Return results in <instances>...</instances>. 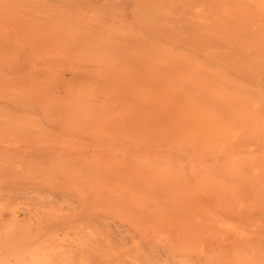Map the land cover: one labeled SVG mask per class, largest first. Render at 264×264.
I'll return each mask as SVG.
<instances>
[{
	"label": "rangeland",
	"instance_id": "1",
	"mask_svg": "<svg viewBox=\"0 0 264 264\" xmlns=\"http://www.w3.org/2000/svg\"><path fill=\"white\" fill-rule=\"evenodd\" d=\"M82 1H84V3ZM82 1H80V0H65V2H64V0H40V1L39 0L38 1L37 0H35V1L34 0H26V2H25V0H7V2L6 1L3 2V0H0V2H1L0 3V68L1 67L4 68L2 70L0 69V90H1L0 105H1V103L3 105V106L2 105L0 106V122H1L0 123V132H1L0 133V264H36V263L40 264V262L42 264V260L40 259V257H38L37 254H39L40 251H43V253H45L44 250L45 251L47 250V253L49 254V255L48 254L45 255L48 257V260H49L48 263L49 264H129V263H127L129 261H130V264H156L155 262H157V264H160V263L161 264H166V263L167 264H172V263L173 264H181V263H183V264H187V263L188 264H204V262H205V264H206L207 262L204 261L205 259L203 260V258H205V257H206L207 261L209 260L208 264H211V263L212 264H238V263L240 264V260H241V264L244 261L247 262L248 264H251V262H253L252 260H254V261L256 260V263L264 264V254H262V253H264V224H262V223H264V221H262V219H261L262 217H264V205H262V204H264V203H262V202H264V190H262V188H264V177H240V176L239 177L236 176L237 178L236 177H227V175H225L224 169H221L219 167L220 165H222V167L225 168V170H226V166L229 163L228 160H230L228 157V155H229L228 153L230 152L229 151L231 148L230 143H231L232 139H234L239 144H244L242 146L246 147L247 149H254L255 148L256 151H259L261 149L264 150V142H262V140H264V131H261V128H257L256 122L255 123H251V122L247 123L250 120L246 122L247 119H249L252 116H255V115H252V114H254V112L250 111V110L254 111V105L258 104L255 101H259L258 97L256 96L257 97V99H256V97L254 96L255 93L257 95L258 91H260V90L264 91V85L260 86V84H264V79H261V78H264V76H262V75H264V70H262L264 68H261V67H260L261 69L259 68L260 65L264 64V58H262V60L260 58V57H264V34H262V32H264V30H261L258 27V24H257L258 22L256 23L255 20L254 21L252 20L253 18H255L258 21V18H259L258 15H249V19L251 17L252 21L247 18L248 15H246L247 16L246 18H244L245 15L244 16L242 15L243 17L240 16V17H242L241 19L244 18L246 21H248L247 26L245 27L247 30L244 28H240V30L242 29L241 31H239V29L237 30L238 25H236V23L234 21L236 19H234V20L232 19V18H236V15H231L232 18L231 17L229 18V16L226 15V19L228 16L229 20L231 21V19H232V21H234L235 26H236V27L232 26L233 28L230 27V30H229V27L226 24V23L229 24V22H226L225 25L228 27V30L230 32L232 30L233 34L237 31L238 34L237 33H235V34L238 36L241 32L240 37H238V39H240V40H238L237 38L235 39L231 35L232 33L231 34L226 33V35H225L223 33L224 29L221 30L222 31L221 32L220 31L221 27L219 29V31H220L219 32L218 30H216V28L219 25L216 24L215 22L211 23V18H212V20H213V18L215 19L216 15L219 16L218 18H220V21H218L219 23L220 22L223 23L226 20L225 17H223V15H222L223 10L221 9V7H219L221 3H219L218 0H204L206 2H204L203 0H199L200 1L199 3L203 4L202 6H204L203 8H199V9L201 10V9H204L205 7H206V9L208 8L209 11H207V13L210 12V14H211L210 15L208 13L209 16L204 15V14L201 15L200 13H198L200 10L198 9V12H197L196 6H195V8H196V12L198 14L196 12L195 13L193 12V10H195V8H193V7L191 8V5L192 4L195 5L196 2H198V0L197 1H195V0H191V1L190 0H188V1L187 0H182V1L179 0V3L181 1L182 3H180V4H182V5H180L178 2H175V0H171V1H169V0H162L161 1L160 0V2H161L160 5H159V3H157L158 0H118V1L117 0L116 1L115 0H110V1L109 0H82ZM176 1H178V0H176ZM80 2H82L84 5ZM87 2L89 3L88 5L86 4ZM145 2L150 3V5L153 4V5H151L153 7V9L157 8L158 10H161L162 12L164 11L163 12L164 15L163 14L160 15L159 12H161V11H159L158 13L152 12V15H150L151 12H149V13L144 12L145 14L142 11L140 12L139 8L141 6H142V8L145 7L143 10L146 9V11H148V10L153 11V9H151L152 7L150 5H148V3L146 4ZM171 2L174 3V4H172L173 8L176 7V5H178V4H179V6H177V8L173 9L170 5ZM18 3H19V5H18ZM199 3H198V5H200ZM31 4H33V6H31ZM145 4H146V6L147 5L148 6L146 7ZM161 4H163L164 6ZM204 4H206V5H204ZM9 5H11V6H9ZM22 5H23V8H22ZM134 5H135V7H134ZM173 5H175V6H173ZM161 6L164 8H162ZM187 6L189 8H187ZM211 6H213V7H211ZM215 6H218V8ZM100 7H102V8H100ZM136 7H138V9ZM157 9H156V11H157ZM166 9H168V10H166ZM187 9H189L190 11ZM169 10H171V11L175 10L172 12L173 15H171V13H167V12H170ZM74 11H76V12H74ZM84 11H86V13ZM180 11H181V13H180ZM182 11H183V14H182ZM71 12H72V14H71ZM93 12H94V14H93ZM203 12L206 13L205 11H203ZM241 12H242V10H241ZM62 13H63V15H62ZM74 13L77 15H75ZM84 13H85V15H84ZM178 13H180V14H178ZM213 13H214V17H212ZM15 14H17V15H15ZM117 14H118V16H117ZM156 14H157V16L158 15L161 16V17L159 16L161 18V20L159 17L157 20ZM66 15H68V16H66ZM153 15H155V16H153ZM111 16H112V19H110ZM259 16L262 17V15H259ZM154 17H155L156 22L154 21ZM237 17H238V15H237ZM240 17H238L236 20V21H238V23H239L238 19H240ZM139 18L142 19L143 21H141ZM64 19L67 20V21H65L66 23L64 22ZM138 19H139V21H138ZM170 19H172V20H170ZM223 19H224V21H223ZM81 20L83 23V25H82L83 28L79 27L82 24ZM167 20H169V21L167 22ZM217 20H219V19H217ZM26 21H28V23ZM159 21H162V24H160L161 22L159 23ZM226 21H228V20H226ZM243 21L244 20H241L240 25H242ZM246 21H244V22L246 23ZM174 22H176L177 24H175ZM204 22H208V23L204 24ZM249 22L252 23V26H250ZM254 22H255V24H254L255 26L253 25ZM140 23H142V25ZM165 23H167V24L165 25ZM179 23H180V26H179ZM222 23H221V25H222ZM50 25H52L54 27H52ZM145 25L149 28L145 27ZM159 25L160 26L165 25L168 27H166L167 29H165V27H160ZM229 25H231V24H229ZM211 26H215V28L213 29ZM244 26L242 25V27H244ZM169 27L174 29L175 31L169 29ZM173 27H176V28H173ZM179 27H181V28H179ZM70 29H71V31H70ZM76 29L78 30V32L76 31ZM163 29H164V31H163ZM169 30H171V31H169ZM107 31H109V32H107ZM182 31H184V32H182ZM201 31H202V33H201ZM242 31H243V33H242ZM246 31H249V32L247 33ZM63 32H65V33H63ZM75 32H77V34ZM189 32H191V33H189ZM101 33H102V35H101ZM122 33H124V34H122ZM144 33H146L148 35H146V34L144 35ZM180 33H181V35H180ZM198 33L199 34L201 33V35H199ZM167 34H168V36H167ZM197 34L199 35V37H197L198 36ZM205 34H206L207 39L205 37H202V36H205ZM228 34H229L228 38L233 37L235 39V41L233 40V38H231L233 41L231 39L226 38V36ZM24 35H25V37H24ZM26 35L28 36V38H26ZM219 35L222 36L221 39H220ZM230 35H231V37H230ZM42 36H43V38H42ZM212 36H214V37H212ZM49 37H51L52 39ZM82 37H84V38H82ZM202 38H204V39H202ZM195 39H196V41H195ZM205 39L207 41H205ZM211 39L213 40V42H211L212 41ZM215 39L216 40L219 39V40H217V42H216ZM31 40H32V42H31ZM90 40H93V41H90ZM104 40H105V42H104ZM177 40H179V42ZM220 40H221V43H223V44L225 43V45L224 46L222 44H221V46L219 45L220 49H218L219 47H216L217 45L214 46V43L215 42L218 43V41H220ZM225 40H227L228 43L230 41L232 42V44L230 43L232 46L228 45L232 49L229 48V50H231L229 52L228 47H226L224 52L221 53V51H223V49L221 47L225 48V46H227V44H228ZM237 40H238V42L236 44ZM157 41H159V42H157ZM223 41H225V42H223ZM251 41H252V43H251ZM74 43H76V44L74 45ZM157 43H159V44H157ZM206 43L210 44V46H208ZM96 44L99 46H97ZM108 44H109V46H108ZM134 44L135 45L137 44V45L135 46ZM191 44H192V46H190ZM102 45L103 46L105 45L104 46L105 48ZM110 45H111V47H110ZM211 45L216 47V49L213 47H212L213 49L210 48ZM59 47H60V49H58ZM117 47H119V48H117ZM163 47H165V48H163ZM174 47L175 48L177 47V48L174 49ZM235 47H237L236 50H238L239 53H238V51L236 52V50H234ZM33 48L36 50V51L34 50L35 53H33ZM109 48L112 50L109 51ZM114 48H115V50H114ZM179 48H180V50H179ZM38 49L40 50V52ZM91 49H92V52L90 51ZM255 49H257L259 52H257V50H255ZM93 50H94V53H93ZM96 50H97V52H95ZM173 50H175V51H173ZM210 50L211 51L214 50V51H212V55H210L211 54ZM215 50H218V51H215ZM31 51L34 55L31 53ZM61 51H63L64 53ZM105 51L106 52L109 51V52L106 53ZM164 51L167 54L164 53ZM232 51L237 58L234 55H231V54H233V53H231ZM240 51L242 52L243 55L240 53ZM173 52H175V53H173ZM114 53L118 54L120 56L117 57V55H115ZM183 53H185V55H183ZM195 53H197V54L200 53L198 55L199 59H198V56H196L197 54L195 55ZM224 53H226L229 58L227 56L225 57ZM108 54L111 56L108 57ZM113 54L115 55V57H112V56H114ZM164 54H166V55H164ZM170 54L173 55V58ZM253 54L254 55L258 54V56L257 55L254 56ZM41 56H42V58H41ZM126 56H127V58H126ZM132 56H134V57H132ZM220 56H222L223 58H221ZM240 56H241V59L239 58ZM242 56H244L245 58ZM183 57H185V58H183ZM193 57H195V58H193ZM209 57L210 58L212 57L213 59L211 60ZM53 58L56 60H54ZM105 58H106V60H105ZM160 58L163 60V62H162V60H160ZM175 58H177V59H175ZM182 58L184 60H182ZM215 58H220V59H215ZM38 59H40V60H38ZM74 59H75V61H74ZM116 59H121V60L117 61ZM178 59H179V61L180 60L181 61L179 62ZM209 59H210V61H209ZM214 59L218 60L217 65H219V63H220V64H223L224 67L223 66H222L223 68H221V67L219 68L218 66L216 67V64L214 66L213 65L215 63ZM233 59L235 60L236 64L234 63ZM57 60H58V62H56ZM159 60H160V62H159ZM236 60L238 61V63L241 62V64H238L236 62ZM242 60H246V61L242 62ZM250 60H251V63H249ZM253 60L256 63H258L257 64V65H259L258 67H257V65L254 64ZM40 61H41V63H40ZM43 61L44 62L47 61V62L44 63ZM93 61H95V62L93 63ZM211 61L212 62L214 61V63H212ZM261 61H262V63H261ZM61 62H63V63H61ZM64 62H66V63H64ZM174 62H175L177 67L179 66L178 68L176 66H173ZM210 62L212 64H210ZM57 63H58V65H57ZM41 64H43V65L41 66ZM136 64L137 65L139 64V65L137 66ZM204 64L208 65V66H206V69H207V67L211 68V69L208 68L210 70L209 71L210 74L213 75V71H211L213 67L217 70L219 69V71H221V73H222L221 76L224 73V75L226 74L227 76L232 77L231 79H232V81H234L233 83H235V85L237 84V86L231 85L232 83L226 82V83H224V84H227L226 85L227 89H225L226 91H223V89L225 88L224 84H222L221 86H218L220 88H222L224 86V88L221 89V91H220V89H218V87L215 85V83H213V80L215 78H217V80H214V82L217 81V82L221 83V81L223 79H225V78L227 79V77H225L226 75L225 76L223 75L225 77L224 78L223 76L221 77L219 75L220 73L216 74L222 78V79H220V78L218 79V77L215 75V73H217V71L215 70L214 79H213L212 75L209 74L211 77L208 76L209 77L208 81H209V79L212 78V81H210L211 83L208 82L207 79H204V80H206L205 82L202 79L203 80L202 83H204V84H202L200 86L201 88L203 87L202 90H200V91H207V92L209 91L210 95L207 92H201L202 100H203V98L205 99L204 101H202V100H200L201 96H198L200 93L199 94L196 93L195 94L196 96L193 93L190 94V96L191 95H194L195 97L198 96L199 98L198 97L197 98L201 102H203L204 105L206 104V106L209 107V108L204 107V109H203L202 108L203 103H199V102H197L198 99L193 98V96L189 97V95H185V94H186V90H187V93L189 92L190 89H194V91L192 90L193 92H195V90H199L198 87H199V84H201V83H199L201 81V79H200L201 76L205 75L207 77V74H208V72H207L208 69L205 70V67H203ZM102 65H103V67H102ZM197 65L200 66L199 67L200 71H198L199 68H197L198 67ZM232 65L234 66V69H233ZM104 66L106 67V70H105ZM119 66H120V68H119ZM186 66H188V67H186ZM5 67H6L7 71L5 70ZM100 67H101V69H100ZM148 67H150V68H148ZM180 67H182V69ZM77 68H79V69L83 68V69L79 70ZM97 68H99V69L97 70ZM146 68L148 69L147 71H146ZM235 68H238V69H235ZM53 69L56 70V71L54 70V74H53ZM182 70H184L185 72ZM28 71L29 72L31 71L30 73L34 72V75H32V78H31V74L29 76ZM108 71L110 72L109 74H107ZM15 72H17V74ZM196 72L197 73L199 72V74H196ZM200 72H201V75H200ZM55 73H57V74H55ZM9 74L11 77L9 76ZM5 75H8V76H5ZM123 75H125V76H123ZM62 76L64 79L62 78ZM113 76H114V78H112ZM14 77H15V79L18 77L19 78L16 79V81H15V79H13ZM27 77H28V79H27ZM230 77H229V80L231 81ZM246 77H247V79H246ZM10 78L13 80H10ZM33 78H34V80L37 79L39 81V82L37 81L38 84L36 83V81L33 80ZM241 78L242 79L245 78V79L242 81ZM19 79H22V80H19ZM76 79H77V81H76ZM111 79H113V80H111ZM114 79H115V81H114ZM171 79H172V81H171ZM176 79H178L179 81ZM81 80H83V81H81ZM109 80H110V82H109ZM225 80H224V82H225ZM30 81L35 82V83H31ZM79 81H81V82H79ZM116 81H118V82L116 83ZM174 82L175 83L177 82V83L173 84ZM69 83L72 84L71 87L73 86L72 87L73 89H70L71 87H70ZM179 83H180V85H179ZM219 83H217V84L219 85ZM244 83H246V84L244 85ZM29 84L30 85L32 84L31 88H34L32 86H35V85L36 86L34 89H31ZM33 84H35V85H33ZM87 84L90 87H94V88H90V87L87 88L88 87ZM113 84L116 87L118 86L120 88V90H118L119 89L118 87L116 88L115 86H112ZM138 84H139V86H138ZM186 84L191 85L192 87L189 86L190 88H188V86ZM228 84L231 85L232 87L229 86ZM46 85H48L47 88H46ZM91 85H93V86H91ZM177 86H179V87L176 89ZM186 86H187V88H184ZM228 86H229V88H228ZM238 86H240L241 88H237V91H235L234 89H236V87H238ZM242 86H244V88ZM246 86L248 87L249 91H250V87L251 88L254 87V89L256 88L258 91L255 89L257 92L253 91V93L254 92L255 93L252 94L251 96L248 95V97H247L245 94V91H246V93H249V92H247V90L244 91V89H247ZM173 88H175V89H173ZM182 88L186 89V90H184L185 93H184V91H182L183 90ZM210 88H211V91H210ZM215 88H217V89H215ZM231 88H234V89H231ZM30 89L33 91V93H34V91H36L34 93V95H32L33 93ZM121 89H122V91H121ZM81 90L82 91L84 90V92H81ZM241 90H243L242 92L244 94L241 92ZM46 91L49 93H51L53 91V93L49 94V93H46ZM79 91L81 93H79ZM146 91H148L147 92L148 94L146 93ZM231 91H235V94H234V92H231ZM238 91L243 95V96L242 95H240V96L243 97L244 99H246V103L241 104L242 103V101H241V103H239V105L235 107V105L233 106V103L235 104V103L240 101V96L238 97V95L240 93ZM150 92L151 93L154 92L153 93L154 97H152ZM37 93H38V95H37ZM78 93L81 95H79ZM232 93H233V95H231ZM30 94H31V97H30ZM40 94L42 95L41 97H39ZM56 94H58V95H56ZM82 94H85V95H83L84 99L83 100L78 99V96H79V98L82 99ZM207 94H208V96H207ZM250 94H251V92H250ZM49 95H51V96H49ZM53 95L55 98L52 97ZM143 95H144V97H143ZM147 95H149L150 97L148 98ZM203 95H205V97H203ZM214 95H215V97H214ZM66 96H67V98H66ZM155 96H157V97H155ZM186 96H188V97H186ZM209 96L213 97V98L211 97V100H213L214 102H212L210 100ZM35 97L36 98L39 97L38 100H40V98H41V100L44 99V101L43 100L37 101V99H34ZM94 97H96V98H94ZM249 97H250V99L255 97L254 101L249 100L250 102H248L247 99ZM19 98H21V99H19ZM110 98H111V100H109ZM187 98H189V99H187ZM190 98H193V99H190ZM217 98H220V99L222 98V102H224V103L227 102V103H225L228 107L227 110H228V112L231 111L230 119H229V116H230L229 113H226L227 116L226 115L223 116L225 114L224 112L227 111L226 107H219L218 105H216L219 103V102L216 103V101L218 100ZM235 98H236V100H235ZM76 99H77V101H76ZM99 99H100V102H99ZM105 99L106 100L108 99V101H106ZM130 99L132 101H130ZM173 99L177 102L176 105H178V107H181V108L184 107L186 109V107L188 106V108L191 111L189 109L188 110L186 109L185 111H190V112H188V114L185 113V111H184L185 114L181 113L179 110H178V113H175V111L177 112L178 108L176 109L174 107L175 108L174 113L176 116L173 117V122L172 121H171V123L169 122L171 124L170 125L169 123H166V121H165V120H167L166 118L163 119V117H165V116L167 117V115H165L166 111H164V109H163L164 108L163 104H164L166 110L170 109L169 111H171L173 113L172 109L168 108V107H171L170 103H171V101H173ZM226 99L227 100L229 99V102L226 101ZM89 100H91L92 102ZM127 100H129V101H127ZM178 100L181 103V105L178 104ZM241 100H242V98H241ZM2 101H4V102H2ZM20 101H21V103H20ZM63 101L64 102L69 101V102L64 103ZM71 101H73V102H71ZM104 101L107 103V105ZM134 101H135V103L139 102L138 104L136 103L137 105H139L138 107H137V105H134ZM230 101L233 103H231ZM45 102H46V105H45ZM61 102H63V103H61ZM162 102H163V104H162ZM222 102H220L219 105H221ZM131 103H133V104H131ZM172 103L174 106L175 102H172ZM243 103H244V101H243ZM65 104H66V106H65ZM124 104H127L130 107L127 105H124ZM195 104H196V106H195ZM72 105H73V107H72ZM109 105L112 107H110ZM48 106H50L49 107L50 109L48 108ZM52 106H54V109ZM89 106H91V107H89ZM92 106H93V108H92ZM94 106H96L97 109H96V107L94 108ZM106 107L109 109H104ZM113 107H114V109H113ZM230 107H232V108L230 109ZM20 108L23 111L21 110L20 112H17L18 109H20ZM137 108L140 110L139 112H141V111L146 112V113L145 112L142 113L143 117L141 116L142 117L141 120H143V118H144V120H146L147 118L149 120H146V122L144 120L140 121L139 120V118H140L139 114L140 113L139 114L137 113L138 112ZM144 108H145V110H144ZM218 108H222L223 111L224 110L225 111L223 112L222 110H220ZM102 109H104V110H102ZM202 109H203V111H202ZM205 109L207 111L208 110L209 111L214 110L215 116L213 117V115H212V117H210L211 114H209ZM6 110H8V111H6ZM48 110H50V111H48ZM96 110H98V111H96ZM159 110L164 111L163 113H165V114L163 115V117H161V115L163 113H161V111H159ZM181 110L183 112V109H181ZM248 110L250 111V114L247 113L248 114L247 115L246 112ZM2 111H3V114H2ZM51 111H53V112H51ZM128 111H130V112H128ZM153 111H154V113H153ZM216 111H217V113H216ZM235 111L237 113L240 111L242 114H244V113L246 114V115L242 116V117L245 116L246 120H244L245 118L244 119L242 118L241 119L242 121H241L239 118H240V115H242V114L239 115V113H238L239 118H237V119L241 122H243V120H244L247 123V125H246L244 122V124L246 126H248L250 124V126H249L250 128L246 127L245 125L243 127L242 123L240 125V128H237V127H239L240 122L238 123V126L234 127L232 125L234 128L233 127L228 128L229 124L226 125L227 123H230V125H231L234 122L233 124L236 125L237 123L235 121L238 122L237 119H234L236 115L234 116V118L232 116V112L235 113ZM27 112H29V113L32 112L31 115L32 114L35 115L34 114V112H35L36 113L35 119H33L34 118L33 115L31 116ZM98 112H99V115H98ZM103 112L105 114H103ZM119 112H120V114H119ZM158 112H160L161 114L160 113L158 114ZM171 112H168V114L170 113V115H171ZM179 112L181 114H179ZM262 112H264V111H262ZM144 113H145V115H143ZM197 113H198V115H197ZM17 114L18 115L20 114V116H17ZM135 114L139 115V116H136ZM182 114H184V116L187 114L186 117H188L189 119L184 117ZM23 115H24V117H22ZM37 115L40 118L39 117L37 118L36 117ZM188 115H190L191 117ZM216 115L218 117H216ZM249 115H251V116L249 117ZM102 116H104L103 117L104 119L102 118ZM30 117H33V118H30ZM137 117H138V120L142 124L139 121H137ZM157 117H161L160 118L161 123L159 122V119ZM170 117H172V116H170ZM176 117H178L180 120H178V118H176ZM215 117L218 120H220L221 122L223 121L222 124L226 123L225 125L223 124L221 126L220 122L216 120V122H219V124H216V125H220L221 127L224 126L222 128L225 130V134H223L224 136L220 133L218 134L217 132H215L217 130H214V129H212V133H211V134L217 133L216 135L215 134L214 135L215 136L219 135V137H221V138L223 137L222 139H226V142L223 144L222 143L220 144V142L225 141V140H221V138H219V137H217V141H215L216 137L215 138L211 137L209 139L208 135H210V134H208L207 131H210V130L207 129V131H204L203 127H202L203 122H204L203 119L205 120V123H206V121L208 122L209 120H211V118L213 119ZM219 117L221 119H219ZM26 118L28 119V121L27 120L25 121ZM41 118L44 120H42ZM50 118H51V120H50ZM174 118H175V120H174ZM231 118H233L232 119L233 121L231 120ZM59 119H61V120H59ZM108 119H109V121H108ZM133 119H134V121H133ZM170 119H172V118H170ZM176 119H177V121H176ZM190 119L192 121L194 120L193 121L194 123L191 122ZM39 120H40V122H38ZM91 120H92V123H91ZM102 120H103V122H102ZM105 120L108 122H106ZM128 120H131V121H128ZM163 120L165 123L162 122ZM198 120H199V122H198ZM213 120L215 121V119H213ZM43 121H45V122L49 121L50 123L49 122L48 123L46 122V123L50 124V127L48 128L49 125L46 126V123ZM32 123H33V125H32ZM34 123H36L37 125H35ZM39 123H40V126H42V129L44 127L42 125V123L43 124L45 123L46 127L43 130H41ZM19 124L20 125L22 124V125L19 126ZM86 124H88V125H86ZM155 124L158 125V129H157ZM165 124L169 125L168 129H167ZM213 124H214V122H212L211 124L209 122L210 126H213ZM253 124H256V125H253ZM24 125H26V128H28L27 126L30 125L29 130L25 129ZM34 125L36 126V128ZM71 125H72V127H71ZM95 125H97V126H95ZM99 125L102 127H99ZM91 126H92V128L93 127H99V128L98 129L94 128L95 130H92ZM107 126H108V128H107ZM196 126H197V129L201 130L200 132H198V130H196ZM86 127H89V128H86ZM204 127L206 128V125H204ZM241 127H243L244 130ZM76 128H78V129H76ZM110 128L112 130H109ZM216 128H218V126H215V129ZM103 129H105V132ZM171 129L174 131H172ZM228 129H229V131H228ZM232 129L238 130L240 132V133L238 132L239 136L242 134L243 135L245 134V136L242 135L243 139L240 138L241 136L238 137V135L236 134L237 133L236 130H234V132L232 131L234 135L232 134V136H231L230 130H232ZM245 129H247L250 133L247 132L248 133L247 134ZM62 130H66V131L63 132ZM179 130H180V132H179ZM255 130H256V132H253ZM2 131H4V132H2ZM52 131H54V132H52ZM196 131L198 133H201V134H199L200 137L204 136L205 138H200L199 136H197L198 134L196 133ZM220 131L222 133H224L223 130L220 129L219 132ZM244 131H245V133H243ZM115 132L116 133L118 132V133L116 134ZM142 132H144V133L146 132V133L143 134ZM177 132H179V133L177 134ZM62 133H64V134H62ZM194 133H196L197 135H195ZM227 133H229L228 134L229 136L227 135ZM65 134H66V137H65ZM107 134H109V135L105 136ZM173 134H175V135H173ZM147 135H149L150 140H148L149 137H147ZM184 135H186V137ZM189 135L194 137L193 138L194 139V143H193L194 145L192 144L193 139ZM205 135H207L208 137H206ZM214 135H212V136H214ZM4 136H6V137H4ZM82 136L84 138H86V140L84 138H83L84 139L83 140ZM104 136H105V138H104ZM172 136H177V137H172ZM188 136H189V139L190 138L192 139L191 143L186 142L188 140L187 139ZM252 136H254V137H252ZM229 137H231V138H229ZM71 138L74 139V141ZM174 138L178 139L179 141L174 139ZM227 138H229V139L227 140ZM244 138H246L248 140H251V139L254 140L255 139L254 140L255 145L253 144V142L251 143V145L248 144L250 141L248 142V140H246ZM261 138H262V140H261ZM152 139L157 140V141L155 140L154 143H156V145H159V146L158 147L155 146V151H157L158 148L160 149V151L162 150V152L159 151L160 153H162V155H158V156H164V157H160L163 160L160 158H156V159H158V160H156L157 162L152 160V159H154V158H152V157H154V155H152L154 149L151 152L152 154L148 150H151L153 147L152 145H155V144H153V142L152 143L150 142L152 144L151 145L149 142H147V140L151 141ZM195 139H196L198 145H196ZM201 139H202V145L201 144L199 145V140H201ZM75 140L78 142H75ZM209 140L212 142H210ZM219 140H221V141L219 142ZM260 140H261V142H260ZM133 141H135L136 143ZM158 141H161L162 143L159 142V144H157ZM131 142H133V143H131ZM138 142H140V144H143L144 147H142V145H140V144H137ZM105 143H107V144H105ZM126 143H129V146ZM160 143L162 144V146ZM216 143H217V145H214ZM117 144L120 146H118ZM136 144L140 145L139 147L137 146L138 150L140 149V147L142 149L143 148L147 149L146 152L142 155H147V156H149V154L152 155V157L149 156L152 161L149 159H147V160H149L148 163L150 161L151 162L154 161L152 163L153 165L152 164L145 165V164H147V163H145L147 161H145L143 159V156L141 158L140 153H143L145 149L141 152L134 154L133 148L136 146ZM175 144H177V145H175ZM181 144L184 147L181 146ZM256 144H258V145H256ZM95 145L98 147H96ZM110 145H111V147H110ZM122 145L125 146L124 149H123ZM131 146H134V147L132 148ZM177 146L179 148V151H177L178 150ZM195 146H197V147H195ZM258 146L259 147L262 146V148L260 147V149H259ZM118 147H120V148H118ZM180 147H182L183 149L181 148L182 149L181 150ZM109 148L112 150H110ZM126 148H129V150ZM175 148H177V150ZM166 149H173V151L175 149L177 151L176 152L177 154H178V152L179 153L182 152L183 154L182 153L180 154L181 158L179 156L178 157L181 160H183V162L182 163H179L180 161L177 162V160H179V158L177 159V156H175L177 154H173L174 158H176L177 160L172 162L171 159L173 157L171 159L168 158L169 156L166 157L167 156L166 155ZM187 149H188V151H186ZM217 149H219V150H217ZM130 150L132 152H130ZM138 150H136L134 148V151H138ZM170 151H172V150H170ZM127 152L132 153V154L128 155ZM216 152H218V153H216ZM54 154H55V156H54ZM155 154H156V152H155ZM168 155H170V154L168 153ZM207 155H209V156H207ZM147 156H146V158H148ZM193 156H195V157L193 158ZM165 157L168 158L167 162L165 161L166 160ZM207 157H209L211 159H209ZM74 158H76V159H74ZM37 159H40V160L38 161ZM207 159H208V161L209 160L211 161V162L209 161V163H211L212 165L214 164L213 167L210 164L211 166H209V168L211 170L213 169L214 171L216 170L217 172H219L218 174L216 171H215L216 173L212 171L213 172V175H212L210 169L208 168V165L206 166L208 168L207 170H206V168H204L205 166H203L202 164H204V165L208 164ZM171 162H172V164H171ZM192 162L194 164L197 162L196 166L200 165L199 166L200 168L193 165ZM217 162H219V164H220V162H222V164H220L218 166ZM238 162L239 161H235L234 163H238ZM164 164H165V166H164ZM174 164L176 165V167ZM231 164L232 163H230V165ZM156 165L160 166L162 170H160L159 168L158 169L155 168ZM237 165H236V167H237ZM147 166H149V167H147ZM249 166H250V164L247 165V167H245L244 169L242 168V170H240L241 169L240 166H239L240 168L237 167V169L239 168L238 170H240L238 173H240V175H242V176H248V174H246V173H247ZM67 167L68 168L70 167V168L68 169ZM77 167H78V169H76ZM233 167H235V166H232V168ZM106 168H108V170ZM153 168H155V169H153ZM191 168H193V169L198 168L197 169L198 171H195ZM97 169H98V171H94ZM145 169L148 171H146ZM80 170H81V172H80ZM227 170H228V168H227ZM227 170H226V172H227ZM105 171H106V173L107 172H109V173L106 174V173H104ZM110 171L114 172V177L112 175L113 173H111ZM142 171H144V172L142 173ZM153 171L154 172L156 171V174ZM157 171H159V172H157ZM162 171L163 172L168 171L167 172L168 177H167V175L165 177L164 173H166V172H164L162 174ZM174 171H176V172L179 171L180 173H183V174H181L182 176H179L180 175L179 173H178V175H173V174H176V173H174ZM41 172H42V174H41ZM95 172H97V173H95ZM115 172L118 174V177H120V178L117 177ZM120 172H122V173H120ZM196 172H198L199 174ZM204 172H206V174H210L211 176H213L210 179L213 180L212 185H214L215 189L218 188V191L215 192V189L213 188L212 185L211 186L207 185V184L211 183V180L209 181V180H206L205 178L209 179V177H201L204 174ZM28 173H30V174H28ZM141 173H142L143 177L140 175ZM157 173L162 174L163 177L161 175H158ZM227 173H229V172H227ZM98 174L103 176V177L98 176ZM107 175H109V176H107ZM119 175H122V176H119ZM106 176L108 178H106ZM47 177H49V180ZM109 177H111V179ZM112 177H113V179H112ZM126 178H127V181H126ZM215 178L218 179L217 182H214V181H216ZM227 178H229L228 180L231 179L230 184L227 183ZM117 179L119 180V182ZM168 179L171 180V181H169V184H168L169 186L166 185L168 183ZM203 179H205V181H206V183H205L206 187L209 186L208 189H210V187L213 188L212 189V190H214L213 194L215 193V195H212V197L208 192H206L208 189L204 187V182H203L204 180ZM64 180H65V182H64ZM105 180H106V182H105ZM129 180H131L130 181L131 185L129 184L130 183ZM238 180H239V183H241V184L237 183ZM133 181H134V183H133L134 185H132ZM201 181L203 183H201ZM207 181H209V182H207ZM125 182L127 185L125 184ZM73 183H74V185H73ZM106 183H108V184H106ZM113 183L116 184V186ZM145 183H146V186H148V187L151 185V188L149 187V189H148V188H146V186H143V185H145ZM200 183L202 185V188L206 189V190L203 191V189H201V192L198 193V191H196L195 189H197L200 186ZM215 183H216V185H215ZM260 183H262V187L260 186L261 188L259 189V186L257 187L255 185H260ZM162 184H163V186H162ZM172 184L174 185L173 188H172V186H173ZM242 184H244V186L247 185L246 187L250 186V188H246V187L242 186ZM195 185H197V187H195ZM251 185H253L254 187ZM114 186L117 188H115ZM177 186H179V189L181 192H178L179 189ZM241 186L244 188L242 189ZM135 187H136V191L134 192L133 190L135 189ZM137 187H138V190H137ZM144 187H145V190H144ZM240 187H241V189H240ZM255 187H257L258 189H256ZM118 188H120V189L116 190ZM139 188L141 190H139ZM238 188L241 191H243V190L249 191V193H248V191L245 192V195H244V191H243L242 193L244 196H246L247 194H249V196L250 195L251 196L250 197L246 196L244 198L241 191H238ZM151 189H152V191H151ZM186 189L187 190L189 189L188 190L189 192H187ZM129 190H130V192H129ZM212 190H211V192H212ZM137 191H139V192L142 191V194L140 195V193H138ZM173 191L176 193H174V194L171 193ZM151 192H152V194L153 193L154 194L152 195ZM162 192H163V195H166V197H169L168 200L166 199V197H165V199H164V197H162L163 195L160 194ZM148 193L152 196H149ZM183 193H184V195H183ZM207 193H208V195H210V196L204 195L205 197H207L206 199L209 198L208 200L205 199V201H207V202H205V201L201 202L202 199L204 198V196H203V198H201L202 196L200 197L201 198V200L199 199L200 202L196 201V199H197L196 196L199 198V195H202V194L207 195ZM75 194H76V196H75ZM78 194H80V195H78ZM100 194L103 196L104 199L102 198V196ZM176 194H177V196H176ZM216 194H218L217 196L219 198L216 197L215 199H213L214 200V202H213L212 198H214V196H216ZM219 194L222 196V199H220ZM81 195H83V196H81ZM185 195L189 196V198L187 197L189 199V202L187 201L188 199L186 198ZM130 196H132V197H130ZM191 196L192 197L194 196V198H192ZM74 197H78V199L74 198ZM210 197H211V199H210ZM224 197H226L225 199L228 198L226 200V201H228V204H226ZM79 198H81V199H79ZM217 198L220 200H216ZM38 199H39V201H38ZM82 200H83V202H82ZM121 200H122V202H120ZM123 200H125L127 202V204ZM130 201L133 203H131ZM194 201H195V203H194ZM170 202H171V204H170ZM175 202H178V203H175ZM190 202H192V203H190ZM196 202H198V203H196ZM138 203H140L141 205ZM158 203H160V204H158ZM167 203H169V204L167 205ZM203 203H205V205ZM229 203H231V206L229 205ZM232 203H234V204L236 203L237 205H234ZM131 204H132V206H131ZM175 204H176V206H175ZM245 204L247 206H245ZM248 204L249 205L253 204L254 208L250 209L249 208L250 206ZM254 204H256V205L254 206ZM144 205L146 207L145 209L143 207ZM158 205H159V207H158ZM160 205H162V206H160ZM169 205H170V207H169ZM203 205L205 206V208ZM72 207H73V209H72ZM119 207L121 208V210ZM147 207H148V210H147ZM246 207L248 209H246ZM75 208H77V209H75ZM242 208H245L244 209L245 211ZM255 208L257 211L256 215L258 214V211H260V213L258 214L259 216H256L254 214L256 217H258L259 220L254 219L255 216L253 217V213L252 214L249 213L250 212L249 209L252 211ZM130 209H132V211ZM175 209H176V211H175ZM231 209H235V210H231ZM236 209H238V212ZM146 210H147V212H146ZM129 211H130V215L135 214L136 216L135 215L130 216ZM228 211L230 213H231V211L232 212L235 211V212L231 213L233 215H230L228 213ZM131 212H133V213H131ZM141 212L142 213L144 212V213L142 214ZM185 212H187V213L185 214ZM239 212L240 213L243 212V215L240 216ZM253 212L255 213L254 210H253ZM124 213H126L125 216H124ZM163 213H164V215H163ZM235 213H237L239 216H237ZM122 214H123V216H122ZM220 214H222V215H220ZM142 217H144L146 220ZM150 217H152V218H150ZM154 217H156L157 219ZM161 217H162V220H161ZM98 218H100V219H98ZM159 218H160V220H159ZM94 219H95V221H94ZM152 219H153V221H152ZM155 219H156V221H158L157 222L158 224L156 223ZM144 220H145V222H144ZM147 220L148 221L150 220V223L147 222ZM8 221H9V223L7 224ZM94 222H95V224H94ZM151 222H153V223H151ZM159 222L161 224H159ZM148 223L152 224V225H148ZM12 224H14V225H12ZM154 224H156L157 228H155ZM184 224L186 225L185 227H184ZM96 225H97V227H95ZM144 225L146 227H144ZM101 227H102V229H101ZM142 227H143V229H142ZM147 227L148 228L151 227V228L148 229ZM107 228H108V230H107ZM144 228H145V230H144ZM183 228H185V229L188 228V229L185 230ZM146 229H148L147 232H146ZM111 231L113 232V234ZM141 231H143V232H141ZM182 232H185V233H182ZM211 232H212V234H211ZM107 234H109L110 236H108ZM116 234H117V237H116ZM184 234L186 235V237H188L189 242L183 243L185 241V239L188 240ZM192 234L194 236L193 239H192V237H193ZM183 235L185 238L184 240L182 239ZM188 235H190V236H188ZM198 236H199V238H198ZM201 236L202 237L207 236V238L205 239V238H202ZM211 236L213 237V240L215 242H213ZM119 237H121V238H119ZM196 238H198V240ZM230 238H232L233 240ZM180 239H182V243H181ZM194 239H196V240H194ZM203 239H205L206 241H203ZM48 240H49V243L46 244L48 242ZM97 240H99V241L97 242ZM234 241L237 242L236 244L239 245V247L237 245H235ZM243 241H244V243H243ZM193 243H195V244H193ZM182 244H184V245H182ZM217 244L219 247L216 246ZM222 244L223 245L225 244L224 247L226 246V248L229 249L228 253L230 255L228 253H226L227 251L225 252L226 254H224V251H222L223 252V254H222L221 250L226 249L224 247H221ZM229 244L233 245V246H229ZM194 245H196V247H194ZM204 245H205V247H204ZM227 245H228V247H227ZM66 246H67V248H66ZM214 246L217 248H215ZM234 246H235V248L237 247L236 250L238 249L239 253H238V250L236 252V250L234 248L231 249ZM34 247L37 249L35 250ZM152 247L155 249L158 248V250L156 249L158 251V253L161 252L159 254L162 256L160 257L158 255V258L160 257L158 260L155 259V261H154V259H153V261H152V259L150 260V258H149L150 253H153V250H155V249L151 250ZM207 247L210 249L209 254H211V252H212V255L214 256L213 259H212V256H210L209 254H205V252L208 253ZM211 248H213V250ZM253 248H255V250ZM147 249L150 251V253L148 252L149 254L147 253V251H148ZM163 249H165V250H163ZM189 249H190V251H189ZM204 249L207 251H205ZM215 249H216V251H214ZM256 249H257V251H256ZM37 250H39V251H37ZM143 250H144V252H143ZM192 250H194V251H192ZM260 250L262 251L261 254L259 252ZM163 252H165V253H163ZM214 252H215V254H214ZM101 253L102 254L104 253V254L102 255ZM166 253H168V254H166ZM175 253H177V256H175L176 255ZM181 253H182V255H181ZM185 253H187V254H185ZM219 253H221L222 256L224 255V257L222 258V256H221V259H220L221 254H219ZM178 254H179V256H178ZM198 254H202V255H198ZM216 254H218V255H216ZM237 254H239V255H237ZM135 255H137V256H135ZM164 255L168 256V258H167L168 261H166L167 259H166V256H164ZM172 255H174V256H172ZM227 255L229 258H227ZM202 256H205V257H202ZM208 256L211 257L210 259L212 260V262L208 258ZM245 256H247V257H245ZM136 257H138V258H136ZM162 257H163V259H162ZM170 257H172V259ZM176 257L177 258L179 257L178 258L179 260L176 259ZM38 258L40 259V261ZM139 258L141 259L140 263L138 262V260H140ZM242 258H244V261ZM131 259H133L134 262H133V260L131 262ZM200 259H202V260H200ZM227 259L229 261L226 262ZM233 259H235V261ZM147 260H149L150 262ZM170 260H172V262ZM173 260H174V262H173ZM224 260H225V262H224ZM69 261H70V263H69ZM147 262H149V263H147Z\"/></svg>",
	"mask_w": 264,
	"mask_h": 264
},
{
	"label": "bare ground",
	"instance_id": "2",
	"mask_svg": "<svg viewBox=\"0 0 264 264\" xmlns=\"http://www.w3.org/2000/svg\"><path fill=\"white\" fill-rule=\"evenodd\" d=\"M4 1L7 2V0H3V2H4ZM34 1H35V0H34ZM37 1H38V0H37ZM39 1H40V0H39ZM80 1H82V0H80ZM109 1H110V0H109ZM115 1H116V0H115ZM117 1H118V0H117ZM161 1H162V0H161ZM169 1H171V0H169ZM181 1H182V0H181ZM181 1H180V3H182ZM187 1H188V0H187ZM190 1H191V0H190ZM195 1H197V0H195ZM203 1H204V0H203ZM8 2H9V1H8ZM18 2H19V1H18ZM20 2H21V1H20ZM25 2H26V0H25ZM64 2H65V0H64ZM78 2H79V1H78ZM82 2L84 3V1H82ZM82 2H80V3H82ZM111 2H112V1H111ZM173 2H174V1H173ZM175 2H178V3H179V0H178V1L175 0ZM175 2H174V3H175ZM185 2H186V1H185ZM199 2H200V1L198 0V2H196L197 5H196V4H195V5H194V4L191 5V8H192V7L195 8V6H196V8H197V12H198V9H199V8H203V7H204V6H202L203 4H200ZM204 2H206V1H204ZM218 2L221 3L219 7H221V9L223 10V11H222V15H223V17H225V19H226V15H228L229 18H230V17L232 18L231 15H236V18H232L233 20H234V19L237 20V18L240 17V16H242V15H243V16L245 15L244 18H246V17H247L246 15H248V17H247L248 19H249V15H258V17H259V18H258V21H257V19H255V18H253V17H252V18H253L252 20H253V21L255 20L256 23L258 22V23H257V24H258V27H259L261 30H264V0H218ZM0 3H1V2H0ZM22 3H23V2H22ZM59 3H60V2H59ZM83 3H82V4H83ZM112 3H113V2H112ZM145 3L147 4L148 2H145ZM153 3H154V2H153ZM157 3H159V5H160V3H161L160 0H158ZM162 3H163V2H162ZM174 3L171 2V4H170L171 7H172V4H174ZM180 3H179V4H180ZM198 3H199L200 5H198ZM202 3H203V2H202ZM219 3H218V4H219ZM27 4H28V3H27ZM86 4L88 5L89 3L87 2ZM96 4H97V3H96ZM108 4H109V3H108ZM146 4H145V6H146ZM176 4H177V3H176ZM179 4L176 5V7H174V8H177V6H179ZM218 4H217V5H218ZM18 5H19V3H18ZM25 5H26V4H25ZM51 5H52V4H51ZM51 5H50V6H51ZM83 5H84V4H83ZM83 5H82V6H83ZM148 5H150V3H148ZM148 5H147V6H148ZM151 5H153V4H151ZM151 5H150V6H151ZM161 5H163V4H161ZM180 5H182V4H180ZM204 5H206V4H204ZM9 6H11V5H9ZM31 6H33V4H31ZM50 6H49V7H50ZM147 6H146V7H147ZM150 6H149V7H150ZM163 6H164V5H163ZM173 6H175V5H173ZM198 6H199V7H198ZM213 6H214V5H213ZM213 6H211V7H213ZM41 7H42V6H41ZM121 7H122V6H121ZM134 7H135V5H134ZM139 7H140V6H139ZM151 7H152V6H151ZM161 7H162V6H161ZM215 7L218 8V6H215ZM22 8H23V5H22ZM33 8H34V7H33ZM91 8H92V7H91ZM91 8H90V9H91ZM100 8H102V7H100ZM136 8L138 9V7H136ZM136 8H135V9H136ZM141 8H142V6L139 8V11H140V12H141V11H142L143 13H144V12H146V13L151 12L150 15H152V12H154V13H155V12L158 13L159 11H161V10H158L157 8H156V9H157V11H156V9H153V7L151 8V9H153V11H150V10L146 11V9L143 10L145 7H143L142 9H141ZM162 8H164V7H162ZM172 8H173V7H172ZM174 8H173V9H174ZM187 8H189V7L187 6ZM191 8H190V9H191ZM196 8H195V10H193L194 13L196 12ZM1 9H2V8H1ZM66 9H67V8H66ZM68 9H69V8H68ZM137 9H136V10H137ZM148 9H149V8H148ZM204 9H205V10H204ZM204 9H201V10L199 9L200 11H199L198 13H200L201 15L204 14V15H208V16H209L210 12H208L209 14L207 13V11H209V9L207 8V9H208V10H207L206 7H205ZM11 10H12V9H11ZM16 10H17V9H16ZM40 10H41V9H40ZM53 10H54V9H53ZM115 10H116V9H115ZM120 10H121V9H120ZM163 10H164V9H163ZM166 10H168V9H166ZM171 10H172V9H171ZM171 10H169L170 12H167V11H166V12H167V13H171V15H173L172 12L175 11V10H173V11H171ZM187 10H189V9H187ZM241 10H242V12H241ZM42 11H43V10H42ZM189 11H190V10H189ZM201 11H202V12L205 11L206 13H204V12L202 13ZM44 12H45V11H44ZM74 12H76V11H74ZM84 12L86 13V11H84ZM163 12H164V11H163ZM163 12H162V11L159 12L160 15H161V14L164 15ZM191 12H192V11H191ZM197 12H196V13H197ZM235 12H236V13H235ZM69 13H70V12H69ZM85 13H84V15H85ZM116 13H117V12H116ZM174 13H175V12H174ZM180 13H181V11H180ZM180 13H178V14H180ZM198 13H197V14H198ZM17 14H18V13H17ZM17 14H15V15H17ZM48 14H49V13H48ZM48 14H47V15H48ZM71 14H72V12H71ZM74 14H75V13H74ZM93 14H94V12H93ZM144 14H145V13H144ZM175 14H176V13H175ZM175 14H174V15H175ZM178 14H177V15H178ZM182 14H183V11H182ZM182 14H181V15H182ZM200 14H199V15H200ZM219 14H220V13H219ZM62 15H63V13H62ZM75 15H77V14H75ZM81 15H82V14H81ZM104 15H105V14H104ZM160 15L157 16V14H156V18H157V20H158V17H159ZM210 15H211V14H210ZM215 15H216V14H215ZM237 15H238V17H237ZM259 15H262V17H260ZM13 16H14V15H13ZM66 16H68V15H66ZM112 16H113V15H112ZM112 16H111L110 19H112ZM117 16H118V14H117ZM134 16H135V15H134ZM153 16H155V15H153ZM228 16H227V19H226V20H228V21H226V20L224 21V19H223V21H224L223 23H222V22H220V23L218 22V21H220V18H218L219 16H217V15H216L215 19L213 18L214 21H213L212 18H211V23H212V22H215L216 24L219 25V26L217 25L218 27L216 28V30L219 31V29H220V27H221L220 31L224 29V30H223V33H224L225 35H226V33L231 34V33H232V30H231V32L229 31V30H230V27H232V26H233V27H236V26H235V23H236V25H238V26H237V30L239 29V31H241L242 29L240 30V28H244V29H246L245 27L247 26L248 21H246L244 18L241 19L243 16L240 17V19L246 21V23L243 21L245 24L242 22V25H243V26L245 25L244 27H242V25H240V24H241V23H240V22H241L240 19H238V20H239V23H238V21H236V20H234V21H235V23H234V21H232V19H231V21L229 20ZM20 17H21V16H20ZM38 17H39V16H38ZM96 17H97V16H96ZM119 17H120V16H119ZM160 17H161V16H160ZM160 17H159V18H160ZM212 17H214V13H213V16H212ZM220 17H221V16H220ZM234 17H235V16H234ZM39 18H40V17H39ZM174 18H175V17H174ZM216 18L219 19V20H217ZM28 19H29V18H28ZM62 19H63V18H62ZM66 19H67V18H66ZM79 19H80V18H79ZM94 19H95V18H94ZM108 19H109V18H108ZM134 19H135V18H134ZM139 19H140V18H139ZM139 19H138V21H139ZM201 19H202V18H201ZM221 19H222V18H221ZM41 20H42V19H41ZM117 20H118V19H117ZM140 20L143 21L142 19H140ZM160 20H161V18H160ZM170 20H172V19H170ZM177 20H178V19H177ZM209 20H210V19H209ZM215 20H216L217 22H216ZM249 20H251V17H250ZM252 20H251V21H252ZM29 21H30V20H29ZM65 21H67V20L64 19V22H65ZM83 21H84V20H83ZM109 21H110V20H109ZM141 21H140V22H141ZM154 21L156 22L155 17H154ZM154 21H153V22H154ZM164 21H165V20H164ZM168 21H169V20H167V22H168ZM192 21H193V20H192ZM221 21H222V20H221ZM251 21H250V22H251ZM26 22L28 23V21H26ZM89 22H90V21H89ZM114 22H115V21H114ZM118 22H119V21H118ZM160 22H161V23H160ZM186 22H187V21H186ZM226 22H229V24H231V25H229V24L226 23ZM250 22H249V23H250ZM255 22L253 23V25L255 24ZM65 23H66V22H65ZM81 23H82V20H81ZM159 23L162 24V21H159ZM172 23H173V22H172ZM174 23L177 24L176 22H174ZM189 23H190V22H189ZM206 23H208V22H204V24H206ZM221 23H222V25H223L227 30L221 25ZM225 23L228 25L229 30H228V27L225 25ZM233 23H234V24H233ZM140 24L142 25V23H140ZM144 24H145V23H144ZM155 24H156V23H155ZM166 24H167V23H165V25H166ZM169 24H170V23H169ZM169 24H168V25H169ZM187 24H188V23H187ZM257 24H256V25H257ZM53 25H54V24H53ZM58 25H59V24H58ZM58 25H57V26H58ZM82 25H83V23H82L81 26H79V27L83 28ZM165 25H162V26L159 25V26H160V27H165V29H167L166 27H168V26H165ZM184 25H185V24H184ZM239 25H240L241 27H240ZM259 25H260V26H259ZM50 26H52V25H50ZM126 26H127V25H126ZM159 26H158V27H159ZM179 26H180V23H179ZM186 26H187V25H186ZM206 26H207V25H206ZM248 26H249V25H248ZM250 26H252V23H250ZM254 26H255V25H254ZM52 27H54V26H52ZM145 27H147V26L145 25ZM171 27H172V26H171ZM183 27H184V26H183ZM190 27H191V26H190ZM202 27H203V26H202ZM211 27H212L213 29L215 28V26H211ZM222 27H223V28H222ZM233 27H232V28H233ZM71 28H72V27H71ZM77 28H78V27H77ZM90 28H91V27H90ZM125 28H126V27H125ZM127 28H128V27H127ZM147 28H149V27H147ZM173 28H176V27H173ZM179 28H181V27H179ZM204 28H205V27H204ZM232 28H231V29H232ZM72 29H73V28H72ZM84 29H85V28H84ZM158 29H159V28H158ZM160 29H161V28H160ZM169 29L174 30V29H172V28H170V27H169ZM177 29H178V28H177ZM192 29H193V28H192ZM244 29H243V30H244ZM24 30H25V29H24ZM88 30H89V29H88ZM106 30H107V29H106ZM124 30H125V29H124ZM133 30H134V29H133ZM151 30H152V29H151ZM171 30H169V31H171ZM205 30H206V29H205ZM246 30H247V29H246ZM70 31H71V29H70ZM73 31H74V30H73ZM76 31L78 32L77 29H76ZM160 31H161V30H160ZM163 31H164V29H163ZM174 31H175V30H174ZM192 31H193V30H192ZM198 31H199V30H198ZM213 31H214V30H213ZM220 31H219V32H220ZM224 31H225V32H224ZM228 31H229V32H228ZM34 32H35V31H34ZM34 32H33V33H34ZM41 32H42V31H41ZM41 32H40V33H41ZM77 32H75V33L77 34ZM107 32H109V31H107ZM146 32H147V31H146ZM182 32H184V31H182ZM187 32H188V31H187ZM187 32H186V33H187ZM209 32H210V31H209ZM209 32H208V33H209ZM216 32H217V31H216ZM221 32H222V31H221ZM246 32L248 33L249 31H246ZM261 32H262V31H261ZM36 33H37V32H36ZM40 33H39V34H40ZM63 33H65V32H63ZM103 33H104V32H103ZM189 33H191V32H189ZM193 33H194V32H193ZM201 33H202V31H201ZM201 33H200V34L198 33V34L201 35ZM212 33H213V32H212ZM235 33L238 34L237 31H236ZM235 33H234V34L232 33L231 35H232L235 39H236V38L238 39V37H240L241 32H240L239 36L236 35ZM242 33H243V31H242ZM27 34H28V33H27ZM29 34H30V33H29ZM110 34H111V33H110ZM122 34H124V33H122ZM145 34H146V33H144V35H145ZM198 34H197V35H198ZM229 34L226 36V38L229 37ZM262 34H264V32H262ZM31 35H32V34H31ZM36 35H37V34H36ZM101 35H102V33H101ZM146 35H148V34H146ZM180 35H181V33H180ZM189 35H190V34H189ZM199 35H198L197 37H199ZM231 35H230V37H231ZM34 36H35V35H34ZM38 36H39V35H38ZM92 36H93V35H92ZM126 36H127V35H126ZM167 36H168V34H167ZM178 36H179V35H178ZM186 36H187V35H186ZM219 36H220V35H219ZM24 37H25V35H24ZM47 37H48V36H47ZM96 37H97V36H96ZM111 37H112V36H111ZM148 37H149V36H148ZM180 37H181V36H180ZM187 37H188V36H187ZM191 37H192V36H191ZM195 37H196V36H195ZM197 37H196V38H197ZM202 37H205V38H206V34H205V36H202ZM207 37H208V36H207ZM212 37H214V36H212ZM221 37H222V36H220V39H221ZM233 37H231V38H233ZM26 38H28L27 35H26ZM34 38H35V37H34ZM42 38H43V36H42ZM49 38H51V37H49ZM82 38H84V37H82ZM102 38H103V37H102ZM102 38H101V39H102ZM131 38H132V37H131ZM175 38H176V37H175ZM193 38H194V37H193ZM215 38H216V37H215ZM231 38H228V39H231ZM234 38H233V40L235 41ZM45 39H46V38H45ZM51 39H52V38H51ZM89 39H90V38H89ZM89 39H88V40H89ZM176 39H177V38H176ZM198 39H199V38H198ZM202 39H204V38H202ZM206 39H207V38H206ZM206 39H205V41H207ZM222 39H223V38H222ZM34 40H35V39H34ZM83 40H84V39H83ZM83 40H82V41H83ZM99 40H100V39H99ZM149 40H150V39H149ZM167 40H168V39H167ZM209 40H210V39H209ZM211 40H212V39H211ZM217 40H219V39H217ZM217 40L215 39L216 42H217ZM231 40H232V39H231ZM233 40H232V41H233ZM238 40H240V39H238ZM238 40L236 41V44H237ZM27 41H28V40H27ZM90 41H93V40H90ZM95 41H96V40H95ZM177 41L179 42V40H177ZM195 41H196V39H195ZM203 41H204V40H203ZM203 41H202V42H203ZM205 41H204V42H205ZM225 41L228 43L227 40H225ZM225 41H223V42H225ZM31 42H32V40H31ZM69 42H70V41H69ZM104 42H105V40H104ZM106 42H107V41H106ZM157 42H159V41H157ZM211 42H213V40H212ZM216 42H215V43H216ZM64 43H65V42H64ZM215 43H214V46L217 45L216 47H219L218 49H220L221 44H222L223 46L225 45V43H224V44L221 43V40L218 41V43H216V44H215ZM227 43H226V44H227ZM230 43L232 44V42L230 41V42L227 44V46H225V48L221 47V48L223 49V51H221V53L224 52V50L226 49V47H228V51H229V52L231 51V50H229V48L232 49V48L230 47V46H232ZM251 43H252V41H251ZM28 44H29V43H28ZM70 44H71V43H70ZM75 44H76V43H74V45H75ZM88 44H89V43H88ZM106 44H107V43H106ZM109 44H110V43H109ZM109 44H108V46H109ZM115 44H116V43H115ZM154 44H155V43H154ZM157 44H159V43H157ZM189 44H190V43H189ZM206 44H207V43H206ZM35 45H36V44H35ZM35 45H34V46H35ZM92 45H93V44H92ZM96 45H97V44H96ZM100 45H101V44H100ZM134 45H135V44H134ZM136 45H137V44H136ZM136 45H135V46H136ZM183 45H184V44H183ZM207 45L210 46V44H207ZM219 45H220V46H219ZM228 45H230V46H228ZM76 46H77V45H76ZM93 46H94V45H93ZM97 46H99V45H97ZM102 46H103V45H102ZM104 46H105V45H104ZM104 46H103V47H104ZM118 46H119V45H118ZM138 46H139V45H138ZM188 46H189V45H188ZM190 46H192V44H191ZM214 46L211 45L210 48L213 47V48L216 49V47H214ZM77 47H78V46H77ZM110 47H111V45H110ZM113 47H114V46H113ZM113 47H112V48H113ZM129 47H130V46H129ZM141 47H142V46H141ZM206 47H207V46H206ZM239 47H240V46H239ZM88 48H89V47H88ZM96 48H97V47H96ZM100 48H101V47H100ZM100 48H99V49H100ZM104 48H105V47H104ZM117 48H119V47H117ZM124 48H125V47H124ZM163 48H165V47H163ZM176 48H177V47H176ZM176 48L174 47V49H176ZM203 48H204V47H203ZM213 48H212V49H213ZM236 48H237V47H235L234 50H236ZM240 48H241V47H240ZM252 48H253V47H252ZM39 49H40V48H39ZM39 49H38V50H39ZM58 49H60V47H59ZM76 49H77V48H76ZM134 49H135V48H134ZM172 49H173V48H172ZM198 49H199V48H198ZM34 50H35V49L33 48V53H35V51H36V50H35V51H34ZM46 50H47V49H46ZM62 50H63V49H62ZM107 50H108V49H107ZM110 50H112V49L109 48V51H110ZM114 50H115V48H114ZM132 50H133V49H132ZM142 50H143V49H142ZM179 50H180V48H179ZM203 50H204V49H203ZM255 50H257V49H255ZM42 51H43V50H42ZM90 51L92 52V49H91ZM109 51H107V52H109ZM122 51H123V50H122ZM130 51H131V50H130ZM133 51H134V50H133ZM145 51H146V50H145ZM173 51H175V50H173ZM181 51H182V50H181ZM186 51H187V50H186ZM193 51H194V50H193ZM201 51H202V50H201ZM212 51H214V50H212ZM212 51L210 50V53H211L210 55H212ZM215 51H218V50H215ZM237 51H238V50H236V52H237ZM242 51H243V50H242ZM39 52H40V50H39ZM39 52H38V53H39ZM61 52H63V51H61ZM95 52H97V50H96ZM105 52H106V51H105ZM105 52H104V53H105ZM107 52H106V53H107ZM123 52H124V51H123ZM136 52H137V51H136ZM178 52H179V51H178ZM234 52H235V51H234ZM257 52H259V51L257 50ZM31 53H32V51H31ZM33 53H32V54H33ZM36 53H37V52H36ZM63 53H64V52H63ZM93 53H94V50H93ZM137 53H138V52H137ZM153 53H154V52H153ZM164 53H166V52L164 51ZM173 53H175V52H173ZM179 53H180V52H179ZM179 53H178V54H179ZM200 53H201V52H200ZM200 53H199V54H200ZM219 53H220V52H219ZM226 53H227V52H226ZM226 53H224V54H225V57H226V56L228 57V55H227ZM231 53H233V51H232ZM238 53H239V51H238ZM240 53L242 54L241 51H240ZM243 53H244V52H243ZM40 54H41V53H40ZM100 54H101V53H100ZM110 54H111V53H110ZM114 54H115V53H114ZM114 54H113V55H114ZM119 54H120V53H119ZM166 54H167V53H166ZM166 54H164V55H166ZM180 54H181V53H180ZM196 54H197V53H195V55H196ZM199 54H197L196 56H198ZM224 54H223V55H224ZM241 54H240V55H241ZM33 55H34V54H33ZM38 55H39V54H38ZM115 55H117V57L120 56V55H118V54H115ZM115 55L112 56V57H115ZM123 55H124V54H123ZM125 55H126V54H125ZM130 55H131V54H130ZM133 55H134V54H133ZM170 55H171V54H170ZM183 55H185V53H183ZM214 55H215V54H214ZM214 55H213V56H214ZM231 55H234V56H235L234 53L231 54ZM231 55H230V56H231ZM242 55H243V54H242ZM253 55H254V54H253ZM256 55L258 56V54H256ZM256 55H254V56H256ZM42 56H43V55H42ZM42 56H41V58H42ZM110 56H111V55L108 54V57H110ZM171 56H172V58H173V55H171ZM174 56H175V55H174ZM179 56H180V55H179ZM181 56H182V55H181ZM245 56H246V55H245ZM260 56H261V55H260ZM260 56H259V57H260ZM31 57H32V56H31ZM106 57H107V56H106ZM117 57H116V58H117ZM123 57H124V56H123ZM129 57H130V56H129ZM132 57H134V56H132ZM220 57L223 58L222 56H220ZM225 57H224V58H225ZM231 57H232V56H231ZM231 57H230V58H231ZM235 57H236V56H235ZM242 57H244V56H242ZM33 58H34V57H33ZM39 58H40V57H39ZM126 58H127V56H126ZM157 58H158V57H157ZM172 58H171V59H172ZM178 58H179V57H178ZM183 58H185V57H183ZM183 58H182V60H184ZM193 58H195V57H193ZM196 58H197V57H196ZM209 58H210V57H209ZM228 58H229V57H228ZM236 58H237V57H236ZM239 58L241 59V56H240ZM239 58H238V59H239ZM244 58H245V57H244ZM244 58H243V59H244ZM260 58H261V60H262V58H264V57H260ZM53 59H54V58H53ZM108 59H109V58H108ZM158 59H159V58H158ZM168 59H169V58H168ZM175 59H177V58H175ZM179 59H180V58H179ZM179 59H178V61H179ZM198 59H199V56H198ZM210 59L212 60L213 58L211 57ZM210 59H209V61H210ZM215 59H220V58H215ZM215 59H214L215 63H214V61H213V62L211 61L212 63H214L213 65L215 66V64H216V67L218 66L219 68H220V67L223 68V67H224L223 64H220V63H219L220 61H219V62H218L219 65H217V61H218V60H215ZM225 59H226V58H225ZM225 59H224V60H225ZM238 59H237V60H238ZM247 59H248V58H247ZM258 59H259V58H258ZM38 60H40V59H38ZM38 60H37V61H38ZM54 60H56V59H54ZM105 60H106V58H105ZM116 60L118 61V60H121V59H116ZM116 60H115V61H116ZM131 60H132V59H131ZM160 60H162V59L160 58ZM160 60H159V62H160ZM188 60H189V59H188ZM192 60H193V59H192ZM196 60H197V59H196ZM224 60H223V61H224ZM231 60H232V59H231ZM233 60H234V59H233ZM237 60H236V62L238 63L239 60H238V61H237ZM259 60H260V59H259ZM259 60H258V61H259ZM74 61H75V59H74ZM170 61H171V60H170ZM180 61H181V60H180ZM180 61H179V62H180ZM185 61H186V60H185ZM209 61H208V62H209ZM228 61H229V60H228ZM243 61H246V60H242V62H243ZM253 61H254V60H253ZM43 62H44V61H43ZM46 62H47V61H46ZM46 62H44V63H46ZM56 62H58V60H57ZM94 62H95V61H93V63H94ZM107 62H108V61H107ZM120 62H121V61H120ZM132 62H133V61H132ZM162 62H163V60H162ZM211 62H210V64H212ZM40 63H41V61H40ZM59 63H60V62H59ZM61 63H63V62H61ZM64 63H66V62H64ZM96 63H97V62H96ZM144 63H145V62H144ZM172 63H173V62H172ZM232 63H233V62H232ZM232 63H231V64H232ZM234 63H235V60H234ZM249 63H251V60H250ZM259 63H260V62H259ZM261 63H262V61H261ZM261 63H260V64H261ZM235 64H236V63H235ZM238 64H241V62L238 63ZM238 64H237V65H238ZM243 64H244V63H243ZM246 64H247V63H246ZM252 64H253V63H252ZM254 64L257 65L258 63H256V62L254 61ZM42 65H43V64H41V66H42ZM44 65H45V64H44ZM57 65H58V63H57ZM92 65H93V64H92ZM95 65H96V64H95ZM136 65H137V64H136ZM138 65H139V64H138ZM138 65H137V66H138ZM143 65H144V64H143ZM180 65H181V64H180ZM233 65H234V64H233ZM233 65H232V66H233ZM45 66H46V65H45ZM173 66H176L175 62H174V65H173ZM197 66H198V65H197ZM201 66H202V65H201ZM206 66H208V65H205V64H204V66H203V67H205V70H207V69L209 68V67H207V69H206ZM222 66H223V67H222ZM234 66H235V65H234ZM234 66H233V69H234ZM253 66H254V65H253ZM258 66H259V65H257V67H258ZM43 67H44V66H43ZM81 67H82V66H81ZM92 67H93V66H92ZM92 67H91V68H92ZM96 67H97V66H96ZM98 67H99V66H98ZM102 67H103V65H102ZM104 67H105V66H104ZM133 67H134V66H133ZM146 67H147V66H146ZM176 67H177V66H176ZM178 67H179V66H178ZM178 67H177V68H178ZM186 67H188V66H186ZM199 67H200V66H198L197 68H199ZM236 67H237V66H236ZM251 67H252V66H251ZM254 67H255V66H254ZM257 67H256V68H257ZM260 67H261V68H264V64L260 65L259 68H260ZM9 68H10V67H9ZM11 68H12V67H11ZM47 68H48V67H47ZM58 68H59V67H58ZM75 68H76V67H75ZM87 68H88V67H87ZM89 68H90V67H89ZM93 68H94V67H93ZM119 68H120V66H119ZM138 68H139V67H138ZM140 68H141V67H140ZM144 68H145V67H144ZM148 68H150V67H148ZM155 68H156V67H155ZM180 68L182 69V67H180ZM213 68H214V67H213ZM213 68H212V70H211V71H213V75L209 73V71H210L209 69H211V68H209L208 71H207V72H208L207 77H206L205 75H204V76H201V78L198 76V77L201 79V81L199 82V83H201V84H199V87H198L199 90H195V92H193L194 89H190V90H189L190 93H189V92L187 93V90L184 89V88H187V86H188V88H190V87H192V86L186 84L187 86L184 87V88H182V89H183L182 91L186 90V94H185V95H189V97L193 96V98L198 99V98H199L198 96H201V92H207V91H200V90H202V88H203V87L201 88L200 86H201L202 84H204V83H202V81H203L204 79H207V81H208V78L211 77L210 75H212V78L214 79V73H215V70L217 71V73H215V75L220 73L219 75L221 76V74H222L221 71H219V69L217 70V69H215V68L213 69ZM256 68H255V69H256ZM261 68H260V69H261ZM0 69L2 70V69H4V68L1 67ZM77 69H79V68H77ZM80 69H83V68H80ZM80 69H79V70H80ZM84 69H85V68H84ZM98 69H99V68H97V70H98ZM100 69H101V67H100ZM102 69H103V68H102ZM107 69H108V68H107ZM153 69H154V68H153ZM235 69H238V68H235ZM239 69H240V68H239ZM5 70H6V67H5ZM10 70H11V69H10ZM17 70H18V69H17ZM32 70H33V69H32ZM54 70H55V69H53V74H54ZM85 70H86V69H85ZM105 70H106V67H105ZM147 70H148V69L146 68V71H147ZM262 70H264V69H262ZM6 71H7V70H6ZM55 71H56V70H55ZM95 71H96V70H95ZM99 71H100V70H99ZM111 71H112V70H111ZM182 71H184V70H182ZM198 71H200V68H199ZM235 71H236V70H235ZM240 71H241V70H240ZM2 72H3V71H2ZM4 72H5V71H4ZM18 72H19V71H18ZM28 72H29V71H28ZM28 72H27V73H28ZM30 72H31V71H30ZM30 72H29V76H30V74H31V78H32V75H34V72H33V73H30ZM93 72H94V71H93ZM102 72H103V71H102ZM126 72H127V71H126ZM140 72H141V71H140ZM148 72H149V71H148ZM157 72H158V71H157ZM164 72H165V71H164ZM184 72H185V71H184ZM236 72H237V71H236ZM259 72H260V71H259ZM9 73H10V72H9ZM12 73H13V72H12ZM15 73L17 74V72H15ZM20 73H21V72H20ZM27 73H26V74H27ZM35 73H36V72H35ZM103 73H104V72H103ZM109 73H110V72L108 71L107 74H109ZM123 73H124V72H123ZM166 73H167V72H166ZM23 74H24V73H23ZM55 74H57V73H55ZM92 74H93V73H92ZM117 74H118V73H117ZM125 74H126V73H125ZM141 74H142V73H141ZM143 74H144V73H143ZM149 74H150V73H149ZM161 74H162V73H161ZM191 74H192V73H191ZM196 74H199V72H198V73L196 72ZM209 74H210V75H209ZM104 75H105V74H104ZM121 75H122V74H121ZM200 75H201V72H200ZM219 75H216V76L218 77V79H219V78L222 79L221 77L224 75V73H223V75H222L221 77H220ZM225 75H226V74H225ZM225 75H224V76H225ZM5 76H8V75H5ZM9 76H10V74H9ZM13 76H14V75H13ZM71 76H72V75H71ZM108 76H109V75H108ZM123 76H125V75H123ZM127 76H128V75H127ZM130 76H131V75H130ZM144 76H145V75H144ZM208 76H209V77H208ZM224 76H223V77H224ZM262 76H264V75H262ZM10 77H11V76H10ZM35 77H36V76H35ZM38 77H39V76H38ZM43 77H44V76H43ZM72 77H73V76H72ZM118 77H119V76H118ZM120 77H121V76H120ZM148 77H149V76H148ZM163 77H164V76H163ZM225 77H227V79H226ZM225 77H224V78H225L226 80H225V79H223L222 81L220 80L221 83H219V82H217V81L214 82V80H217V78H215V79L213 80V83H215V85H216L217 87H218V86H221L222 84H224V83H226V82H227V83H232L231 85L237 86V84L235 85V83H233L234 81H232V79H231L232 77L227 76V75H226ZM229 77H230L231 81L229 80ZM18 78H19V77H18ZM18 78H16V79H18ZM36 78H37V77H36ZM59 78H60V77H59ZM62 78H63V76H62ZM70 78H71V77H70ZM112 78H114V76H113ZM164 78H165V77H164ZM169 78H170V77H169ZM212 78L209 79L208 82L212 81ZM13 79H15V77H14ZM13 79L10 78V80H13ZM16 79H15V81H16ZM27 79H28V77H27ZM27 79H26V80H27ZM41 79H42V78H41ZM41 79H40V80H41ZM48 79H49V78H48ZM63 79H64V78H63ZM109 79H110V78H109ZM115 79H116V78H115ZM115 79H114V81H115ZM120 79H121V78H120ZM202 79H203V80H202ZM241 79H242V78H241ZM244 79H245V78H244ZM244 79H242V81H243ZM246 79H247V77H246ZM261 79H264V78H261ZM19 80H22V79H19ZM33 80H34V78H33ZM44 80H45V79H44ZM74 80H75V79H74ZM87 80H88V79H87ZM87 80H86V81H87ZM111 80H113V79H111ZM168 80H169V79H168ZM173 80H174V79H173ZM176 80H178V79H176ZM176 80H175V81H176ZM224 80H225V82H224ZM227 80H228V81H227ZM28 81H29V80H28ZM34 81H36V83H37L38 80L35 79ZM47 81H48V80H47ZM65 81H66V80H65ZM70 81H71V80H70ZM76 81H77V79H76ZM81 81H83V80H81ZM81 81H79V82H81ZM114 81H113V82H114ZM155 81H156V80H155ZM165 81H166V80H165ZM171 81H172V79H171ZM178 81H179V80H178ZM178 81H177V82H178ZM205 81H206V80H204V82H205ZM229 81H230V82H229ZM246 81H247V80H246ZM30 82H31V81H30ZM38 82H39V81H38ZM49 82H50V81H49ZM52 82H53V81H52ZM66 82H67V81H66ZM109 82H110V80H109ZM117 82H118V81H116V83H117ZM121 82H122V81H121ZM177 82H176V83H177ZM258 82H259V81H258ZM31 83H35V82H31ZM50 83H51V82H50ZM57 83H58V82H57ZM72 83H73V82H72ZM90 83H91V82H90ZM122 83H123V82H122ZM125 83H126V82H125ZM176 83L174 82L173 84H176ZM182 83H183V82H182ZM185 83H186V82H185ZM210 83H211V82H210ZM217 83H219V85H218ZM256 83H257V82H256ZM37 84H38V83H37ZM41 84H42V83H41ZM69 84H70V87H71L72 84H71V83H69ZM74 84H75V83H74ZM110 84H111V83H110ZM171 84H172V83H171ZM245 84H246V83H244V85H245ZM16 85H17V84H16ZM29 85H30V84H29ZM31 85H32V84H31ZM31 85H30V88H31ZM33 85H35V84H33ZM42 85H43V84H42ZM140 85H141V84H140ZM179 85H180V83H179ZM226 85H227V84H224L225 88H224V86H223L222 88L218 87V89H220V91H221V89L224 88L223 91H226V90H225V89H227V88H226ZM228 85H229V84H228ZM231 85H229V86H231ZM258 85H259V84H258ZM258 85H257V86H258ZM261 85H264V84H260V86H261ZM18 86H19V85H18ZM35 86H36V85H35ZM35 86H32V87L35 88ZM47 86H48V85H46V88H47ZM49 86H50V85H49ZM87 86H88L87 88L90 87L88 84H87ZM91 86H93V85H91ZM112 86H115V85L113 84ZM138 86H139V84H138ZM175 86H176V85H175ZM189 86H190V87H189ZM229 86H228V88H229ZM234 86H233V87H234ZM253 86H254V85H253ZM255 86H256V85H255ZM72 87H73V86H72ZM72 87H71L70 89H73ZM115 87H116V86H115ZM117 87H118V86H117ZM117 87H116V88H117ZM178 87H179V86H177L176 89H177ZM231 87H232V86H231ZM242 87L244 88V86H242ZM246 87H247V86H246ZM34 88H31V89H34ZM65 88H66V87H65ZM90 88H94V87H90ZM118 88H119V87H118ZM127 88H128V87H127ZM193 88H194V87H193ZM237 88H241V87L238 86V87H236V89H234V88H231V89H234L235 91H237ZM31 89H30V90H31ZM141 89H142V88H141ZM173 89H175V88H173ZM215 89H217V88H215ZM251 89H252V90H251ZM253 89H254V87H253V88L250 87V91H249L248 87H247V89H244V91L247 90V92H249V93H246V91H245V94H246L247 97H248V95L251 96L252 94H254L255 92L258 91L256 88H255V89H256L257 91H256L255 89H254V90H253ZM258 89H259V88H258ZM78 90H79V89H78ZM88 90H89V89H88ZM118 90H120V88H119ZM138 90H139V89H138ZM143 90H144V89H143ZM192 90H193V91H192ZM238 90H239V89H238ZM31 91H32V90H31ZM115 91H116V90H115ZM115 91H114V92H115ZM121 91H122V89H121ZM140 91H141V90H140ZM144 91H145V90H144ZM198 91H199V92H198ZM210 91H211V88H210ZM235 91H231V92H234V94H235ZM242 91H243V90H241V92H242ZM253 91H255V92L253 93ZM35 92H36V91H34V93H35ZM41 92H42V91H41ZM81 92H84V90H83V91L81 90ZM81 92L79 91V93H81ZM137 92H138V91H137ZM137 92H136V93H137ZM147 92H148V91H146V93H147ZM214 92H215V91H214ZM238 92H239V91H238ZM250 92H251V94H250ZM0 93H1V90H0ZM32 93H33V91H32ZM34 93H33L32 95H34ZM46 93H49V92L46 91ZM51 93H53V91H52ZM51 93H49V94H51ZM55 93H56V92H55ZM79 93H78V94H79ZM86 93H87V92H86ZM94 93H95V92H94ZM129 93H130V92H129ZM139 93H140V92H139ZM144 93H145V92H144ZM150 93H151V92H150ZM153 93H154V92L151 93L152 97H154V96H153ZM184 93H185V91H184ZM191 93H193L194 95H195L196 93H198V94L200 93V94H199V95L197 94V95H198V96H197L198 98H197V97H195L196 95H195V96H194V95H191V96H190ZM207 93L209 94V91H208ZM225 93H226V92H225ZM225 93H224V94H225ZM239 93H240V92H239ZM239 93H238V94H239ZM242 93H243V92H242ZM2 94H3V93H2ZM142 94H143V93H142ZM147 94H148V93H147ZM202 94H203V93H202ZM204 94H205V93H204ZM208 94H207V96H208ZM212 94H213V93H212ZM215 94H216V93H215ZM228 94H229V93H228ZM243 94H244V93H243ZM0 95H1V94H0ZM37 95H38V93H37ZM56 95H58V94H56ZM65 95H66V94H65ZM65 95H64V96H65ZM68 95H69V94H68ZM79 95H81V94H79ZM83 95H85V94H82V99L79 98V96L77 95V96H78V99L83 100V99H84V98H83ZM96 95H97V94H96ZM119 95H120V94H119ZM121 95H122V94H121ZM131 95H132V94H131ZM149 95H150V94H149ZM149 95H147L148 98L151 96V95H150V96H149ZM209 95H210V94H209ZM217 95H218V94H217ZM231 95H233V93H232ZM240 95H242V94L240 93V94L238 95V97H239ZM41 96H42V95L40 94L39 97H41ZM47 96H48V95H47ZM49 96H51V95H49ZM64 96H63V97H64ZM92 96H93V95H92ZM97 96H98V95H97ZM107 96H108V95H107ZM176 96H177V95H176ZM242 96H243V95H242ZM254 96H255V97L257 96L258 99H259V101H255V102H257L258 104H255V105H254V111H253V110H250V111L254 112V114H252V113H251V114H252V115H255V116L250 117L251 115H249L250 118L247 119V120H246L245 116L242 117L243 115H246L247 113L250 114V111H249V110L246 112V114H245V113L242 114V113L239 111V112H238L239 115L242 114V115H240V118L238 117L239 115H238V113H237L236 111H235V113L232 112V116H233V118H234V116L236 115L237 117L235 116L234 119L239 118L240 120H241L242 118H243V119L245 118L244 120H246V122L250 120V121L247 122V123H250V122H251V123H255V122H256L257 125H256V124H253V125H256L257 128H261V131H264V112H262V111H264V91L260 90V91H258L257 95H256V93H255ZM30 97H31V94H30ZM33 97H34V96H33ZM39 97H37V98L35 97L34 99H37V101H40L41 98H40V100H38ZM52 97L55 98L54 95H53ZM52 97H51V98H52ZM100 97H101V96H100ZM121 97H122V96H121ZM123 97H124V96H123ZM133 97H134V96H133ZM143 97H144V95H143ZM155 97H157V96H155ZM166 97H167V96H166ZM186 97H188V96H186ZM186 97H185V98H186ZM203 97H205V95H203ZM209 97H210V100H211V97H212V96H209ZM209 97H208V98H209ZM214 97H215V95H214ZM234 97H235V96H234ZM255 97H253V98H251V99H250V97H249V98L247 99V101H248V102H250L249 100L254 101ZM257 97H256V99H257ZM66 98H67V96H66ZM75 98H76V97H75ZM94 98H96V97H94ZM140 98H141V97H140ZM193 98H190V99H193ZM208 98H207V99H208ZM212 98H213V97H212ZM241 98H242V100H241ZM245 98H246V97H245ZM17 99H18V98H17ZM19 99H21V98H19ZM73 99H74V98H73ZM128 99H129V98H128ZM154 99H155V98H154ZM187 99H189V98H187ZM207 99H206V100H207ZM217 99H218V100L216 101V103H217V102H219V103H218V104L215 103V104L218 105L219 107H226V110H227L228 107H227V105L225 104V103H227V102H225V103L222 102V98H221V99H220V98H217ZM42 100L44 101V99H42ZM42 100H41V101H42ZM67 100H68V99H67ZM105 100H106V99H105ZM109 100H111V98H110ZM166 100H167V99H166ZM168 100H169V99H168ZM200 100H202V96L200 97ZM200 100L198 99L197 102H199V103H203V102H201ZM204 100H205V99L203 98L202 101H204ZM235 100H236V98H235ZM31 101H32V100H31ZM76 101H77V99H76ZM78 101H79V100H78ZM89 101H91V100H89ZM106 101H108V99H107ZM127 101H129V100H127ZM130 101H132V100L130 99ZM169 101H170V100H169ZM191 101H192V100H191ZM211 101L214 102L213 100H211ZM226 101L229 102V99H228V100L226 99ZM241 101H242V103H241ZM243 101H244V103H243ZM2 102H4V101H2ZM63 102H64V101H63ZM63 102H61V103H63ZM67 102H69V101H67ZM67 102H64V103H67ZM71 102H73V101H71ZM79 102H80V101H79ZM91 102H92V101H91ZM99 102H100V99H99ZM104 102H105V101H104ZM172 102H175V105H176L177 102L173 99V101H171V103H170L171 107H168V108H171V109H172L173 113H174V111H175V108H176V109L178 108V109H177V112L175 111V113H178V110H179L181 113H184V111H185L186 109H187V110L189 109L187 105H186V106H187L186 109H185L184 107H182V108H181V107H178V105H176V106L174 105V106H173V103H172ZM189 102H190V101H189ZM205 102H206V101H205ZM220 102H222L221 105H219ZM230 102H231V101H230ZM20 103H21V101H20ZM80 103H81V102H80ZM105 103H106V102H105ZM136 103H137V102H136ZM136 103H135V101H134V105H137L139 102H138L137 104H136ZM145 103H146V102H145ZM166 103H167V102H166ZM223 103H224L225 105H224ZM231 103H233V102H231ZM237 103H238V104H237ZM237 103H235V104L233 103V106L235 105V107H236V106L239 105V103H241V104H245V103H246V99H244L243 97L240 96V101L237 102ZM5 104H6V103H5ZM22 104H23V103H22ZM68 104H69V103H68ZM85 104H86V103H85ZM85 104H84V105H85ZM90 104H91V103H90ZM109 104H110V103H109ZM131 104H133V103H131ZM131 104H130V105H131ZM162 104H163V102H162ZM178 104L181 105V103L179 102V100H178ZM182 104H183V103H182ZM187 104H188V103H187ZM1 105H2V103H1ZM1 105H0V106H1ZM45 105H46V102H45ZM69 105H70V104H69ZM91 105H92V104H91ZM106 105H107V103H106ZM111 105H112V104H111ZM124 105H127V104H124ZM143 105H144V104H143ZM180 105H179V106H180ZM203 105H204V103H203ZM203 105H202V108H203V109H204V107H208V106H206V104H205L204 106H203ZM222 105H223V106H222ZM2 106H3V105H2ZM4 106H5V105H4ZM9 106H10V105H9ZM16 106H17V105H16ZM65 106H66V104H65ZM96 106H97V105H96ZM96 106H94V108H95ZM99 106H100V105H99ZM109 106H110V105H109ZM127 106H129V105H127ZM138 106H139V105H137V107H138ZM144 106H145V105H144ZM172 106H173V107H172ZM182 106H183V105H182ZM195 106H196V104H195ZM230 106H231V105H230ZM5 107H6V106H5ZM49 107H50V106H48V108H49ZM52 107H53V109H54V106H52ZM72 107H73V105H72ZM89 107H91V106H89ZM110 107H112V106H110ZM115 107H116V106H115ZM122 107H123V106H122ZM125 107H126V106H125ZM129 107H130V106H129ZM163 107H164V108H163ZM163 107H162V108L164 109V111H166V114L163 113L164 111L159 110V111H161V113H163V114L161 115V117H163V115L165 114V115H167V117L169 118V119H168L166 116L163 117V119H165V118L167 119V120H165L166 123H169V122L171 123V121L173 122V117L176 116L175 113L173 114L171 111H169L170 109H169V110H166L164 104H163ZM174 107H175V108H174ZM198 107H199V106H198ZM2 108H3V107H2ZM6 108H7V107H6ZM16 108H17V107H16ZM16 108H15V109H16ZM45 108H46V107H45ZM70 108H71V107H70ZM92 108H93V106H92ZM135 108H136V107H135ZM180 108L183 109V112H182V110H181ZM199 108H200V107H199ZM199 108H198V109H199ZM208 108H209V107H208ZM216 108H217V107H216ZM231 108H232V107H230V109H231ZM12 109H13V108H12ZM32 109H33V108H32ZM46 109H47V108H46ZM49 109H50V108H49ZM51 109H52V108H51ZM96 109H97V107H96ZM99 109H100V108H99ZM104 109H109V108L106 107V108H104ZM104 109H102V110H104ZM113 109H114V107H113ZM116 109H117V108H116ZM133 109H134V108H133ZM133 109H132V110H133ZM137 109H138V108H137ZM203 109H202V111H203ZM218 109H220V110L223 111L222 108H218ZM224 109H225V108H224ZM230 109H229V110H230ZM1 110H2V109H1ZM4 110H5V109H4ZM13 110H14V109H13ZM21 110H22V109L20 108V109H18L17 112H20ZM34 110H35V109H34ZM127 110H128V109H127ZM127 110H126V111H127ZM129 110H130V109H129ZM144 110H145V108H144ZM157 110H158V109H157ZM189 110H190V109H189ZM205 110H206V109H205ZM212 110H213V109H212ZM261 110H262V111H261ZM6 111H8V110H6ZM22 111H23V110H22ZM31 111H32V110H31ZM48 111H50V110H48ZM48 111H47V112H48ZM67 111H68V110H67ZM96 111H98V110H96ZM119 111H120V110H119ZM134 111H135V110H134ZM139 111H140V110L138 109V112H137V113H138V114L140 113V114H139L140 116H139V115H136V114H135V115L140 117V118H139L140 121H143L144 118H143V120H141L142 117H143V116H142V113L145 112V111H143V112H142V111L139 112ZM190 111H191V110H190ZM190 111H185V113L188 114V112H190ZM206 111H207V110H206ZM224 111H225V110H224ZM224 111H223V112H224ZM14 112H15V111H14ZM51 112H53V111H51ZM51 112H50V113H51ZM128 112H130V111H128ZM128 112H127V113H128ZM168 112H171V115H170V113L168 114ZM180 112H179V114H181ZM207 112H208L209 114H211L210 117H212V115H213V117L215 116V111H214V110H213V111H209V110H208ZM211 112H212V113H211ZM24 113H25V112H24ZM27 113H29V112H27ZM31 113H32V112H30L29 114L31 115ZM68 113H69V112H68ZM121 113H122V112H121ZM145 113H146V112H145ZM145 113H144L143 115H145ZM153 113H154V111H153ZM159 113H160V112H158V114H159ZM161 113H160V114H161ZM185 113H184V114H185ZM213 113H214V114H213ZM216 113H217V111H216ZM224 113H225V114H224L223 116H225V115L227 116L226 113H229V115H230V116H229V119H230V117H231V114H230L231 111L228 112V110H227V111H225ZM2 114H3V111H2ZM5 114H6V113H5ZM15 114H16V113H15ZM22 114H23V113H22ZM34 114L36 115L35 112H34ZM103 114H105V113L103 112ZM119 114H120V112H119ZM131 114H132V113H131ZM172 114H173V115H172ZM184 114H182V115L184 116ZM187 114H186V115H187ZM233 114H234V115H233ZM248 114H247V115H248ZM26 115H27V114H26ZM30 115H29V116H30ZM32 115H33V114H32ZM32 115H31V116H32ZM35 115H33L34 118H33V117H30V118L35 119ZM73 115H74V114H73ZM78 115H79V114H78ZM98 115H99V112H98ZM106 115H107V114H106ZM117 115H118V114H117ZM168 115H169V116H168ZM186 115H185L184 117H186ZM197 115H198V113H197ZM17 116H20V114H19V115L17 114ZM27 116H28V115H27ZM104 116H105V115H104ZM104 116H102V118H103ZM123 116H124V115H123ZM141 116H142V117H141ZM154 116H155V115H154ZM157 116H158V115H157ZM159 116H160V115H159ZM170 116H172V117H170ZM188 116H190V115H188ZM205 116H206V115H205ZM15 117H16V116H15ZM22 117H24V115H23ZM36 117L38 118L39 116L37 115ZM41 117H42V116H41ZM57 117H58V116H57ZM108 117H109V116H108ZM145 117H146V116H145ZM161 117H157V118L159 119V122H160V118H161ZM190 117H191V116H190ZM202 117H203V116H202ZM216 117H218V116L216 115ZM216 117L213 118V119H215V121L211 118V120H209L208 122L206 121V123H205V120L203 119L204 122H203V125H202L204 131H207V129L211 131V132H210V131H207L208 134L211 135V136L208 135V136H209V139H210L211 137H214V138L216 137V140H215V141H217V137H219V135H218V136H215L217 133H218V134L220 133V134H222V135L225 134V130L222 129L224 126L221 127V126L224 124V123L222 124L223 121L221 122V121L218 120ZM253 117H254V118H253ZM28 118H29V117H28ZM39 118H40V117H39ZM110 118H111V117H110ZM125 118H126V117H125ZM146 118H147V117H146ZM170 118H172V119H170ZM176 118H178V117H176ZM186 118H188V117H186ZM233 118H231V120H232ZM252 118H253V119H252ZM41 119H42V118H41ZM103 119H104V118H103ZM188 119H189V118H188ZM219 119H221V118L219 117ZM26 120L28 121L27 118L25 119V121H26ZM42 120H44V119H42ZM50 120H51V118H50ZM59 120H61V119H59ZM106 120H107V119H106ZM106 120H105V121H106ZM131 120H132V119H131ZM131 120H128V121H131ZM139 120H138V117H137V121H139ZM146 120H149V119L147 118ZM146 120H144V121L146 122ZM174 120H175V118H174ZM178 120H180V119L178 118ZM190 120H191V119H190ZM212 120H213V121H212ZM216 120L220 122V125H221V126H220V125H216V124H219V122H216ZM231 120H230V121H231ZM237 120H238V119H237ZM244 120H243V122H241L242 120H241V121L238 120V122L235 121V122L237 123V124L235 123L236 125L233 124L234 122H233L231 125H230V123H227V124L225 123V124H226V125L229 124V126H228V128H229V127H233V126H234V127L238 126V123L240 122V123H239V127H237V128H240L241 123L243 124V127H244L245 124L247 125V123H246ZM98 121H99V120H98ZM108 121H109V119H108ZM108 121H106V122H108ZM123 121H124V120H123ZM133 121H134V119H133ZM140 121H139V122H140ZM176 121H177V119H176ZM193 121H194V120H193ZM193 121L191 120V122H193ZM211 121L214 122L215 125L213 124V126H210V125H209V122H210V124H211V123H212ZM230 121H229V122H230ZM232 121H233V120H232ZM38 122H40V120H39ZM43 122H45V121H43ZM46 122L48 123L49 121H46ZM46 122H45V123H46ZM55 122H56V121H55ZM102 122H103V120H102ZM145 122H144V123H145ZM147 122H148V121H147ZM150 122H151V121H150ZM156 122H157V121H156ZM156 122H155V123H156ZM159 122H158V123H159ZM162 122H164V120H163ZM191 122H190V123H191ZM198 122H199V120H198ZM225 122H226V121H225ZM244 122H245V124H244ZM0 123H1V122H0ZM2 123H3V122H2ZM4 123H5V122H4ZM45 123H44V124L42 123V125L44 126L43 129H44L47 125H49V126H48V128H49V127H50V124H47V123H46V126H45ZM49 123H50V122H49ZM67 123H68V122H67ZM67 123H66V124H67ZM80 123H81V122H80ZM91 123H92V120H91ZM136 123H137V122H136ZM140 123H141V122H140ZM160 123H161V122H160ZM164 123H165V122H164ZM170 123H169V124H170ZM193 123H194V122H193ZM5 124H6V123H5ZM5 124H4V125H5ZM34 124L37 125L36 123H34ZM78 124H79V123H78ZM78 124H77V125H78ZM95 124H96V123H95ZM99 124H100V123H99ZM109 124H110V123H109ZM109 124H108V125H109ZM137 124H138V123H137ZM141 124H142V123H141ZM148 124H149V123H148ZM201 124H202V123H201ZM225 124H224V125H225ZM10 125H11V124H10ZM21 125H22V124H21ZM21 125L19 124V126H21ZM32 125H33V123H32ZM35 125H34V126H35ZM53 125H54V124H53ZM55 125H56V124H55ZM69 125H70V124H69ZM82 125H83V124H82ZM86 125H88V124H86ZM86 125H85V126H86ZM102 125H103V124H102ZM155 125H156V124H155ZM165 125H166V127H167V129H168V126H169V125H168V124H165ZM170 125H171V124H170ZM204 125H206V128L204 127ZM232 125H233V126H232ZM246 125H245V126H246ZM6 126H7V125H6ZM24 126H25V129L29 130V128H30L29 126H30V125L27 126L28 128H26V125H24ZM24 126H23V127H24ZM39 126H40V123H39ZM73 126H74V125H73ZM85 126H84V127H85ZM92 126H93V125H92ZM92 126H91V128H92ZM95 126H97V125H95ZM103 126H104V125H103ZM153 126H154V125H153ZM188 126H189V125H188ZM215 126H218V128L215 129ZM219 126H220V127H219ZM249 126H250V124H249L248 126H246V127L250 128ZM65 127H66V126H65ZM68 127H69V126H68ZM71 127H72V125H71ZM76 127H77V126H76ZM99 127H102V126L99 125ZM99 127H93L92 130H95L94 128H97V129H98ZM109 127H110V126H109ZM156 127H157V129H158V125H156ZM234 127H233V128H234ZM243 127H241V128L243 129ZM246 127H245V128H246ZM251 127H252V126H251ZM35 128H36V126H35ZM86 128H89V127H86ZM107 128H108V126H107ZM107 128H106V129H107ZM111 128H112V127H111ZM111 128H110L109 130H112ZM126 128H127V127H126ZM151 128H152V127H151ZM22 129H23V128H22ZM40 129L43 130V129H42V126H40ZM57 129H58V128H57ZM57 129H56V130H57ZM76 129H78V128H76ZM97 129H96V130H97ZM101 129H102V128H101ZM114 129H115V128H114ZM114 129H113V130H114ZM159 129H160V128H159ZM169 129H170V128H169ZM212 129L217 130V131H215V132H217V133H214L215 135H214V134H211V133H212ZM218 129H219V130H220V129L223 130L224 133H222L221 131L219 132ZM230 129H231V128H230ZM252 129H253V128H252ZM23 130H24V129H23ZM41 130H40V131H41ZM103 130H104V132H105V129H103ZM116 130H117V129H116ZM171 130H172V129H171ZM196 130H198V132L201 131V130L197 129V126H196ZM234 130H236V129H234ZM234 130H233V129L230 130V134H231V136H232ZM243 130H244V129H243ZM245 130H246V133H247V132L250 133L247 129H245ZM49 131H50V130H49ZM62 131L65 132L66 130H62ZM75 131H76V130H75ZM97 131H98V130H97ZM172 131H174V130H172ZM181 131H182V130H181ZM194 131H195V130H194ZM228 131H229V129H228ZM232 131H233V132H232ZM2 132H4V131H2ZM44 132H45V131H44ZM50 132H51V131H50ZM52 132H54V131H52ZM76 132H77V131H76ZM76 132H75V133H76ZM98 132H99V131H98ZM102 132H103V131H102ZM127 132H128V131H127ZM131 132H132V131H131ZM175 132H176V131H175ZM179 132H180V130H179ZM179 132H177V134H178ZM182 132H183V131H182ZM198 132L196 131V133H197L198 135H197L196 133H194V134L197 135V136H199V134H201V133H198ZM207 132H206V133H207ZM209 132H210V133H209ZM236 132H237L236 134L238 135V132H239V131L236 130ZM253 132H256V130L253 131ZM253 132H252V133H253ZM0 133H1V132H0ZM107 133H108V132H107ZM110 133H111V132H110ZM110 133H109V134H110ZM115 133H116V132H115ZM117 133H118V132H117ZM117 133H116V134H117ZM140 133H141V132H140ZM142 133L145 134L146 132H145V133L142 132ZM239 133H240V132H239ZM243 133H245V131H244ZM248 133H247V134H248ZM252 133H251V134H252ZM62 134H64V133H62ZM102 134H103V133H102ZM109 134H107V135H105V136H108ZM112 134H113V133H112ZM128 134H129V133H128ZM180 134H181V133H180ZM228 134H229V133H227V135H228ZM247 134H246V135H247ZM31 135H32V134H31ZM173 135H175V134H173ZM212 135H214V136H212ZM233 135H234V134H233ZM242 135H243V134H242ZM242 135H240L241 137L238 135V137H240V138L243 139ZM255 135H256V134H255ZM56 136H57V135H56ZM60 136H61V135H60ZM77 136H78V135H77ZM105 136H104V138H105ZM144 136H145V135H144ZM177 136H178V135H177ZM177 136H172V137H177ZM184 136L186 137V135H184ZM189 136H191V135H189ZM189 136L187 137L188 140L186 139V140H187L186 142L191 143V140H192L194 137L191 136L192 139H191V138L189 139ZM205 136L208 137L207 135H205ZM223 136H224V135H223ZM225 136H226V135H225ZM228 136H229V135H228ZM235 136H236V135H235ZM243 136H245V134H244ZM250 136H251V135H250ZM4 137H6V136H4ZM65 137H66V134H65ZM109 137H110V136H109ZM147 137H149V135H147ZM179 137H180V136H179ZM185 137H184V138H185ZM199 137H200V136H199ZM236 137H237V136H236ZM246 137H247V136H246ZM252 137H254V136H252ZM17 138H18V137H17ZM83 138H84V137L82 136V139H83ZM107 138H108V137H107ZM117 138H118V137H117ZM144 138H145V137H144ZM182 138H183V137H182ZM195 138H196V137H195ZM200 138H205V137H204V136H201ZM219 138H221V137H219ZM222 138H223V137H222ZM222 138H221V140H225V141H221V140H219V142L221 141L220 144H221V143L223 144V143L226 142V139H222ZM229 138H231V137H229ZM229 138H227V140H228ZM248 138H249V137H248ZM259 138H260V137H259ZM65 139H66V138H65ZM71 139H72V138H71ZM80 139H81V138H80ZM84 139L86 140V138H84ZM84 139H83V140H84ZM87 139H88V138H87ZM131 139H132V138H131ZM147 139H148V138H147ZM174 139H176V138H174ZM212 139H213V138H212ZM212 139H211V140H212ZM237 139H238V138H237ZM244 139H246V138H244ZM72 140L74 141V139H72ZM72 140H71V141H72ZM77 140H78V139H77ZM105 140H106V139H105ZM117 140H118V139H117ZM137 140H138V139H137ZM148 140H150V137H149ZM148 140H147V142H149V143H150V142H151V143L153 142V144H155V145H152V144L150 143L154 148L152 147L151 150H148V151H150V153H151V152L153 151V149H154L153 154L151 153L152 155H154V157H152V155L149 154L150 157L154 158V159H152V160L156 161V160H158V159H156V158L164 157V156H158V155H162V153H160V152H162V150L160 151V149L158 148V150L155 151V146H157V147L159 146V145H156V143H154L156 139H155V140L152 139L153 141H152V140H151V141H148ZM170 140H171V139H170ZM176 140H178V139H176ZM189 140H190V141H189ZM197 140H198V139H197ZM246 140H248V139H246ZM251 140H252V141H251ZM251 140H248V142L250 141L248 144L251 145V143L253 142V144L255 145V141H254L255 139H254V140L251 139ZM261 140H262V138H261ZM261 140H260V142H261ZM65 141H66V140H65ZM78 141H79V140H78ZM78 141L75 140V142H78ZM127 141H128V140H127ZM143 141H144V140H143ZM145 141H146V140H145ZM156 141H157V140H156ZM171 141H172V140H171ZM173 141H174V140H173ZM178 141H179V140H178ZM178 141H177V142H178ZM195 141H196V139H195ZM200 141H201V142H200ZM209 141H210V140H209ZM244 141H245V140H244ZM106 142H107V141H106ZM133 142H135V141H133ZM133 142H131V143H133ZM159 142H161V141H158L157 144H159ZM210 142H212V141H210ZM262 142H264V140H262ZM135 143H136V142H135ZM135 143H134V144H135ZM141 143H142V142H141ZM143 143H144V142H143ZM161 143H162V142H161ZM161 143H160V144H161ZM174 143H175V142H174ZM193 143H194V139H193L192 144H193ZM195 143H196V145H198V144H197V141H196ZM89 144H90V143H89ZM105 144H107V143H105ZM122 144H123V143H122ZM124 144H125V143H124ZM126 144H128V146H129V143H126ZM137 144H140V142H138ZM137 144H136V146L134 145L135 147H134V146H131V147H132V148L134 147L136 150H138V147H139L140 145H142V147H144L143 144H140V145H137ZM145 144H146V143H145ZM145 144H144V145H145ZM187 144H188V143H187ZM187 144H186V145H187ZM200 144L202 145V139L199 140V145H200ZM117 145H118V144H117ZM175 145H177V144H175ZM193 145H194V144H193ZM214 145H217V143L214 144ZM242 145H244V144H239V143H237L234 139L231 140V143H230V147H231V148H230V150H229L230 152L228 153V154H229L228 157H229L230 160H228L229 163H228L227 166H226V170H227V168H228L229 171L227 170V172H229V173H227L226 170H225V168H223L222 165H220V164H222L223 161L220 162V164H219V162H217V163H218V166L220 165L219 167H220L221 169H224V171H225V175H227V177H236V176H237V177H239V176H240V177H264V150L261 149V150H259V151H256L255 148H254V149H247L246 147H244V146H242ZM256 145H258V144H256ZM66 146H67V145H66ZM82 146H83V145H82ZM95 146H96V145H95ZM100 146H101V145H100ZM118 146H120V145H118ZM122 146H123V145H122ZM137 146H138V147H137ZM161 146H162V144H161ZM178 146H179V145H178ZM178 146H177V148H178ZM181 146H183V145L181 144ZM190 146H191V145H190ZM96 147H98V146H96ZM110 147H111V145H110ZM124 147H125V146H123V149H124ZM136 147H137V148H136ZM164 147H165V146H164ZM183 147H184V146H183ZM187 147H188V146H187ZM195 147H197V146H195ZM256 147H257V146H256ZM258 147H259V146H258ZM260 147L262 148V146H260ZM260 147H259V149H260ZM116 148H117V147H116ZM118 148H120V147H118ZM134 148H133V152H134V154H135V153H138V152H141V151H143V150L145 149V148L142 149V148L140 147V149H139L140 151H139V150H138V151H134ZM177 148H175V149L177 150ZM181 148H182V147H180V149H181ZM109 149H110V148H109ZM126 149L129 150V148H126ZM126 149H125V150H126ZM149 149H150V148H149ZM161 149H162V148H161ZM175 149H174V151H173V149H166V155H167L166 157L169 156L168 158H170V159L173 157V158L171 159L172 162H173V161H176L179 157L181 158V155H180V154H181L182 152H180V153L178 152V154H179V155H178L176 152L179 151V148H178L177 151H176ZM182 149H183V148H182ZM182 149H181V150H182ZM188 149H189V148H188ZM188 149H187L186 151H188ZM110 150H112V149H110ZM146 150H147V149H145L143 153H140V154H141V158H142V156H143V159H144L145 161H147V162H145V163H147V164H145V165H148V164L150 165V164H152L154 161L151 162L152 160H151V158H150L149 156H147V155H142V154H144V153L146 152ZM164 150H165V149H164ZM170 150H172L173 152L170 151ZM204 150H205V149H204ZM217 150H219V149H217ZM115 151H116V150H115ZM159 151H160V152H159ZM167 151H168V152H167ZM130 152H132V151L130 150ZM155 152H156V154H157V153H158V154L156 155ZM127 153H128V152H127ZM168 153H169L170 155H171V154H172V155L170 156V155H168ZM216 153H218V152H216ZM130 154H132V153H128V155H130ZM134 154H133V155H134ZM173 154H177V155H175V156H177V159L174 158V155H173ZM182 154H183V153H182ZM219 154H220V153H219ZM136 155H137V154H136ZM136 155H135V156H136ZM217 155H218V154H217ZM54 156H55V154H54ZM139 156H140V155H139ZM146 156H147L148 158H146ZM156 156H157V157H156ZM178 156H179V157H178ZM204 156H205V155H204ZM207 156H209V155H207ZM35 157H36V156H35ZM136 157H137V156H136ZM166 157H165V159H166L165 161L167 162L168 158H166ZM194 157H195V156H193V158H194ZM205 157H206V156H205ZM60 158H61V157H60ZM78 158H79V157H78ZM180 158H179V160H177V162L180 161L179 163H182L183 160H181ZM201 158H202V157H201ZM207 158H209V157H207ZM40 159H41V158H40ZM40 159H37V160L39 161ZM43 159H44V158H43ZM69 159H70V158H69ZM74 159H76V158H74ZM106 159H107V158H106ZM147 159L151 160V161H150L151 163H150V162L148 163L149 160H147ZM160 159H162V158H160ZM209 159H211V158H209ZM216 159H217V158H216ZM29 160H30V159H29ZM66 160H67V159H66ZM120 160H121V159H120ZM162 160H163V159H162ZM193 160H194V159H193ZM71 161H72V160H71ZM78 161H79V160H78ZM123 161H124V160H123ZM207 161H208V159H207ZM209 161H210V160H209ZM209 161H208V164H206V165L202 164L203 166H205L204 168H206V170L209 168V166L212 165L211 163H209ZM224 161H225V160H224ZM235 161H239V162H238V163H234ZM22 162H23V161H22ZM93 162H94V161H93ZM156 162H157V161H156ZM172 162H171V164H172ZM210 162H211V161H210ZM175 163H176V162H175ZM192 163H193V162H192ZM217 163H216V164H217ZM230 163H232L233 165H232V164L230 165ZM37 164H38V163H37ZM43 164H44V163H43ZM87 164H88V163H87ZM155 164H156V163H155ZM167 164H168V163H167ZM189 164H190V163H189ZM196 164H197V162H196L195 164L193 163V165H195V166H196ZM210 164H211V165H210ZM237 164H238V165H237ZM249 164H250V166L248 167V170H247V173H246V174H248V176H242V175H240V173H238V172H239L240 170H242V168L244 169L245 167H247V165H249ZM30 165H31V164H30ZM152 165H153V164H152ZM157 165H158V164H157ZM157 165L155 166V168H157V169L159 168L160 170H162L161 167H160V166H157ZM174 165H175V164H174ZM174 165H173V166H174ZM177 165H178V164H177ZM179 165H180V164H179ZM191 165H192V164H191ZM207 165H208V168L206 167ZM213 165H214V164H213ZM213 165H212V167H213ZM224 165H225V164H224ZM236 165H237V167L240 166L241 169L238 170L240 167L237 169ZM32 166H33V165H32ZM75 166H76V165H75ZM79 166H80V165H79ZM164 166H165V164H164ZM199 166H200V165H199ZM199 166H196V167H199ZM230 166H231V167H230ZM232 166H235L236 168H235V167L232 168ZM85 167H86V166H85ZM147 167H149V166H147ZM175 167H176V165H175ZM177 167H178V166H177ZM179 167H180V166H179ZM181 167H182V166H181ZM212 167H211V168H212ZM3 168H4V167H3ZM5 168H6V167H5ZM67 168H68V167H67ZM69 168H70V167H69ZM69 168H68V169H69ZM110 168H111V167H110ZM110 168H109V169H110ZM136 168H137V167H136ZM155 168H153V169H155ZM199 168H200V167H199ZM41 169H42V168H41ZM76 169H78V167H77ZM79 169H80V168H79ZM106 169L108 170V168H106ZM146 169H147V168H146ZM146 169H145V170H146ZM191 169H193V168H191ZM197 169H198V168H195V169H193V170L198 171ZM209 169H210V168H209ZM42 170H43V169H42ZM44 170H45V169H44ZM193 170H192V171H193ZM94 171H98V169H97V170H94ZM146 171H148V170H146ZM210 171H211V173H212V175H213V172H215L216 170L214 171L213 169H212V170L210 169ZM212 171H213V172H212ZM80 172H81V170H80ZM110 172H111V171H110ZM143 172H144V171H142V173H143ZM153 172H154V171H153ZM153 172H152V173H153ZM157 172H159V171H157ZM160 172H161V171H160ZM164 172H166V171H164ZM164 172L162 171V174H163ZM167 172H168V171H167ZM167 172L164 173V174H165V177H166V175H167V177H168V173H167ZM216 172H217V171H216ZM216 172H215V173H216ZM95 173H97V172H95ZM104 173H106V171H105ZM107 173H109V172H107ZM107 173H106V174H107ZM111 173H113L112 175H113V177H114V172H111ZM120 173H122V172H120ZM120 173H119V174H120ZM142 173L140 174L141 176H142ZM154 173L156 174V171H155ZM174 173H176V174H173V175H178V173H179V174H180L179 176H182L181 174H183V173H180L179 171H178V172L174 171ZM192 173H193V172H192ZM196 173H198V172H196ZM218 173H219V172H217V174H218ZM28 174H30V173H28ZM41 174H42V172H41ZM115 174H116L117 177H118V174H117L116 172H115ZM128 174H129V173H128ZM149 174H150V173H149ZM157 174H158V173H157ZM162 174H158V175H161V176H162ZM194 174H195V173H194ZM198 174H199V173H198ZM79 175H80V174H79ZM137 175H138V174H137ZM184 175H185V174H184ZM204 175H205V176H204ZM27 176H28V175H27ZM29 176H30V175H29ZM98 176L103 177V176H101V175H99V174H98ZM107 176H109V175H107ZM107 176H106V178H108ZM119 176H122V175H119ZM128 176H129V175H128ZM185 176H186V175H185ZM113 177H112V179H113ZM139 177H140V176H139ZM142 177H143V176H142ZM158 177H159V176H158ZM162 177H163V176H162ZM201 177H209V179H207V178H205V179L210 181V180H211L210 178L213 177V176H211L210 174H206V172H204V174H203ZM237 177H236V178H237ZM45 178H46V177H45ZM47 178H48V180H49V177H47ZM89 178H90V177H89ZM109 178L111 179V177H109ZM115 178H116V177H115ZM118 178H120V177H118ZM123 178H124V177H123ZM129 178H130V177H129ZM31 179H32V178H31ZM121 179H122V178H121ZM124 179H125V178H124ZM133 179H134V178H133ZM205 179H203V180H204V181H203V182H204V187L208 189V187L212 185V181H213V180H211V183L207 184V185H209V186L206 187V185H205V183H206ZM228 179H229V178H227V183L230 184L231 179H230V180H228ZM57 180H58V179H57ZM106 180H107V179H106ZM106 180H105V182H106ZM114 180H115V179H114ZM117 180H118V179H117ZM117 180H116V181H117ZM201 180H202V179H201ZM215 180H216V181H214V182H217L218 179L215 178ZM244 180H245V179H244ZM110 181H111V180H110ZM121 181H122V180H121ZM126 181H127V178H126ZM130 181H131V180H129V182H130ZM146 181H147V180H146ZM146 181H145V182H146ZM166 181H167V180H166ZM169 181H171V180L168 179V183H167L166 185L169 184ZM209 181H207V182H209ZM228 181H229V182H228ZM242 181H243V180H242ZM49 182H50V181H49ZM64 182H65V180H64ZM71 182H72V181H71ZM118 182H119V180H118ZM203 182L201 181V183H203ZM246 182H247V181H246ZM133 183H134V181L132 182V185H134ZM170 183H171V182H170ZM201 183H200V186L197 188L198 190L195 189L196 191H198V193H200V192H201V189H203ZM237 183H239V180H238ZM106 184H108V183H106ZM113 184H114V183H113ZM125 184H126V182H125ZM129 184L131 185V182H130ZM129 184H128V185H129ZM143 184H144V183H143ZM147 184H148V183H147ZM150 184H151V183H150ZM239 184H241V183H239ZM73 185H74V183H73ZM114 185L116 186V184H114ZM119 185H120V184H119ZM126 185H127V184H126ZM153 185H154V184H153ZM172 185H173V184H172ZM176 185H177V184H176ZM176 185H175V186H176ZM215 185H216V183H215ZM253 185H254V184H253ZM253 185H251V186H253ZM115 186H114V187H115ZM136 186H137V185H136ZM143 186H146V183H145V185H143ZM162 186H163V184H162ZM162 186H161V187H162ZM168 186H169V185H168ZM212 186H213V188H214V185H212ZM217 186H218V185H217ZM231 186H232V185H231ZM236 186H237V185H236ZM242 186H244V184H242ZM242 186H241V187H242ZM246 186H247V185H246ZM246 186H244V187H246ZM255 186H257V187L259 186V189H260V188L262 187V183H260V185H255ZM260 186H261V187H260ZM29 187H30V186H29ZM36 187H37V186H36ZM50 187H51V186H50ZM149 187L151 188V185H150ZM149 187L146 186V188H148V189H149ZM173 187H174V185L172 186V188H173ZM177 187H178V189H179V186H177ZM193 187H194V186H193ZM195 187H197V185H195ZM195 187H194V188H195ZM241 187H240V189H241ZM244 187H242V189H243ZM253 187H254V186H253ZM257 187H255V188L258 189ZM32 188H33V187H32ZM73 188H74V187H73ZM115 188H117V187H115ZM115 188H114V189H115ZM170 188H171V187H170ZM213 188L210 187V189H208V190L211 192V190H212ZM246 188H250V186H249V187H246ZM26 189H27V188H26ZM42 189H43V188H42ZM47 189H48V188H47ZM52 189H53V188H52ZM52 189H51V190H52ZM57 189H58V188H57ZM63 189H64V188H63ZM75 189H76V188H75ZM79 189H80V188H79ZM119 189H120V188H118V189H116V190H119ZM182 189H183V188H182ZM214 189H215V188H214ZM29 190H30V189H29ZM107 190H108V189H107ZM137 190H138V187H137ZM139 190H141V189L139 188ZM142 190H143V189H142ZM144 190H145V187H144ZM168 190H169V189H168ZM186 190H187V189H186ZM188 190H189V189H188ZM188 190H187V192H189ZM204 190H206V189H203V191H204ZM208 190H207L206 192H208V193L211 195V197H212V195H215V193L213 194L214 190H212L211 193H210ZM262 190H264V188H262ZM42 191H43V190H42ZM42 191H41V192H42ZM100 191H101V190H100ZM120 191H121V190H120ZM133 191H134V192L136 191V187H135V189H134ZM151 191H152V189H151ZM158 191H159V190H158ZM177 191H178V190H177ZM216 191H218V188L215 189V192H216ZM238 191H241V190H239V188H238ZM243 191H244V195H245V192H247L248 190H246V191L243 190ZM243 191H241V193H242ZM46 192H47V191H46ZM82 192H83V191H82ZM101 192H102V191H101ZM104 192H105V191H104ZM121 192H122V191H121ZM129 192H130V190H129ZM137 192L140 193V195L142 194V191H140V192L137 191ZM178 192H181L180 189H179ZM225 192H226V191H225ZM49 193H50V192H49ZM51 193H52V192H51ZM76 193H77V192H76ZM144 193H145V192H144ZM146 193H147V192H146ZM166 193H167V192H166ZM171 193L174 194V193H176V192L173 191V192H171ZM208 193H207V195H206V194L199 195V198L196 196V198H197V199L195 198L196 201H199V202H200L201 198H203L204 195H205V196H210V195H208ZM248 193H249V191H248ZM151 194H152V192H151ZM153 194H154V193H153ZM153 194H152V195H153ZM160 194L163 195V192L160 193ZM167 194H168V193H167ZM179 194H180V193H179ZM186 194H187V193H186ZM246 194H247V193H246ZM46 195H47V194H46ZM78 195H80V194H78ZM100 195H101V194H100ZM126 195H127V194H126ZM137 195H138V194H137ZM145 195H146V194H145ZM148 195H149V196H152V195H150L149 193H148ZM183 195H184V193H183ZM191 195H192V194H191ZM217 195H218V194H216V196H214V198H212V200L215 199L216 197H218ZM242 195H243V193H242ZM244 195H243L244 198H245L246 196H249V194H247L246 196H244ZM75 196H76V194H75ZM81 196H83V195H81ZM101 196H102V195H101ZM168 196H169V195H168ZM173 196H174V195H173ZM176 196H177V194H176ZM185 196H186V195H185ZM201 196H202V197H201ZM205 196H204V198L202 199L201 202L205 201V199L207 198V197H205ZM219 196H220V199H222V196H221L220 194H219ZM250 196H251V195H250ZM250 196H249V197H250ZM254 196H255V195H254ZM124 197H125V196H124ZM130 197H132V196H130ZM162 197H164V199H165L166 195H163ZM162 197H161V198H162ZM187 197L189 198V196H186V198H187ZM191 197H192V196H191ZM200 197H201V198H200ZM211 197H210V199H211ZM226 197H227V196H226ZM226 197H224V199H225ZM235 197H236V196H235ZM74 198H77V199H78V197H74ZM81 198H82V197H81ZM81 198H79V199H81ZM102 198H103V196H102ZM102 198H101V199H102ZM120 198H121V197H120ZM151 198H152V197H151ZM168 198H169V197H166L167 200H168ZM188 198H187V199H188ZM192 198H194V196H193ZM218 198H219V197H218ZM218 198H217L216 200H220V199H218ZM241 198H242V197H241ZM247 198H248V197H247ZM99 199H100V198H99ZM103 199H104V198H103ZM123 199H124V198H123ZM199 199H200V200H199ZM208 199H209V198H208ZM208 199H206V200H208ZM227 199H228V198H227ZM227 199H225V201H226ZM229 199H230V198H229ZM252 199H253V198H252ZM255 199H256V198H255ZM83 200H84V199H83ZM83 200H82V202H83ZM167 200H166V201H167ZM190 200H191V199H190ZM193 200H194V199H193ZM256 200H257V199H256ZM38 201H39V199H38ZM38 201H37V202H38ZM70 201H71V200H70ZM79 201H80V200H79ZM123 201L126 202L125 200H123ZM145 201H146V200H145ZM187 201L189 202V199H188ZM223 201H224V200H223ZM245 201H246V200H245ZM111 202H112V201H111ZM120 202H122V200H121ZM130 202H131V201H130ZM192 202H193V201H192ZM192 202H190V203H192ZM205 202H207V201H205ZM213 202H214V200H213ZM257 202H258V201H257ZM41 203H42V202H41ZM47 203H48V202H47ZM78 203H79V202H78ZM112 203H113V202H112ZM131 203H133V202H131ZM175 203H178V202H175ZM194 203H195V201H194ZM196 203H198V202H196ZM210 203H211V202H210ZM247 203H248V202H247ZM247 203H246V204H247ZM262 203H264V202H262ZM52 204H53V203H52ZM74 204H75V203H74ZM101 204H102V203H101ZM126 204H127V202H126ZM138 204H140V203H138ZM158 204H160V203H158ZM168 204H169V203H167V205H168ZM170 204H171V202H170ZM203 204L205 205V203H203ZM208 204H209V203H208ZM226 204H228V201H226ZM232 204H234V203H232ZM246 204H245V206H247ZM258 204H259V203H258ZM53 205H54V204H53ZM76 205H77V204H76ZM76 205H75V206H76ZM122 205H123V204H122ZM140 205H141V204H140ZM204 205H203V206H204ZM206 205H207V204H206ZM229 205L231 206V203H229ZM234 205H237V204L235 203ZM234 205H233V206H234ZM248 205H249V204H248ZM255 205H256V204H254V206H255ZM262 205H264V204H262ZM75 206H74V207H75ZM109 206H110V205H109ZM131 206H132V204H131ZM160 206H162V205H160ZM171 206H172V205H171ZM175 206H176V204H175ZM249 206H250V207H249L250 209H251V208H254V207H253V204H251V205H249ZM251 206H252V207H251ZM260 206H261V205H260ZM260 206H259V207H260ZM110 207H111V206H110ZM140 207H141V206H140ZM143 207H144V209L146 208L145 205H144ZM150 207H151V206H150ZM158 207H159V205H158ZM169 207H170V205H169ZM172 207H173V206H172ZM206 207H207V206H206ZM236 207H237V206H236ZM257 207H258V206H257ZM40 208H41V207H40ZM40 208H39V209H40ZM63 208H64V207H63ZM105 208H106V207H105ZM119 208H120V207H119ZM119 208H118V209H119ZM141 208H142V207H141ZM162 208H163V207H162ZM162 208H161V209H162ZM204 208H205V206H204ZM209 208H210V207H209ZM234 208H235V207H234ZM261 208H262V207H261ZM44 209H45V208H44ZM72 209H73V207H72ZM75 209H77V208H75ZM106 209H107V208H106ZM110 209H111V208H110ZM161 209H160V210H161ZM242 209L244 210L245 208H242ZM242 209H241V210H242ZM246 209H248V208L246 207ZM250 209H249V211H250L249 213H251V214L253 213V217H254V216L256 215V213H257L256 208L253 209V210L255 211V213L253 212V210L251 211ZM40 210H41V209H40ZM120 210H121V208H120ZM130 210L132 211V209H130ZM140 210H141V209H140ZM147 210H148V207H147ZM147 210H146V212H147ZM231 210H235V209H231ZM236 210H237V212H238V209H236ZM243 210H242V211H243ZM257 210H258V209H257ZM259 210H260V209H259ZM110 211H111V210H110ZM112 211H113V210H112ZM118 211H119V210H118ZM123 211H124V210H123ZM175 211H176V209H175ZM175 211H174V212H175ZM185 211H186V210H185ZM209 211H210V210H209ZM244 211H245V210H244ZM244 211H243V212H244ZM246 211H247V210H246ZM124 212H125V211H124ZM219 212H220V211H219ZM219 212H218V213H219ZM234 212H235V211H234ZM234 212L231 211V213H234ZM240 212H241V211H240ZM240 212H239V215L242 216V215H243V212H242V213H240ZM118 213H119V212H118ZM131 213H133V212H131ZM141 213H142V212H141ZM143 213H144V212H143ZM143 213H142V214H143ZM186 213H187V212H185V214H186ZM224 213H225V212H224ZM228 213H229L230 215H233V214H231L229 211H228ZM246 213H247V212H246ZM259 213H260V211H258V214H259ZM111 214H112V213H111ZM125 214H126V213H124V216H125ZM150 214H151V213H150ZM175 214H176V213H175ZM235 214H236L237 216H239L237 213H235ZM251 214H250V215H251ZM254 214H255V215H254ZM258 214H257L256 216H259ZM51 215H52V214H51ZM51 215H50V216H51ZM127 215H128V214H127ZM129 215H130V211H129ZM133 215H135V214H133ZM133 215H130V216H133ZM148 215H149V214H148ZM163 215H164V213H163ZM187 215H188V214H187ZM187 215H186V216H187ZM220 215H222V214H220ZM250 215H249V216H250ZM38 216H39V215H38ZM122 216H123V214H122ZM135 216H136V215H135ZM152 216H153V215H152ZM256 216H255L254 219L259 220L258 217H256ZM148 217H149V216H148ZM142 218H144V217H142ZM142 218H141V219H142ZM146 218H147V217H146ZM150 218H152V217H150ZM150 218H149V219H150ZM154 218H156V217H154ZM92 219H93V218H92ZM98 219H100V218H98ZM127 219H128V218H127ZM144 219H145V218H144ZM156 219H157V218H156ZM156 219H155V221H156ZM193 219H194V218H193ZM261 219H262V221H264V217H262ZM105 220H106V219H105ZM145 220H146V219H145ZM145 220H144V222H145ZM159 220H160V218H159ZM161 220H162V217H161ZM94 221H95V219H94ZM152 221H153V219H152ZM241 221H242V220H241ZM123 222H124V221H123ZM147 222L150 223V220H149V221L147 220ZM157 222H158V221H156V223H157ZM8 223H9V221L7 222V224H8ZM104 223H105V222H104ZM106 223H107V222H106ZM118 223H119V222H118ZM149 223H148V225H152V224H149ZM151 223H153V222H151ZM94 224H95V222H94ZM157 224H158V223H157ZM159 224H161V223L159 222ZM247 224H248V223H247ZM247 224H246V225H247ZM254 224H255V223H254ZM262 224H264V223H262ZM12 225H14V224H12ZM128 225H129V224H128ZM154 225H155V228H157V227H156V224H154ZM246 225H245V226H246ZM248 225H249V224H248ZM134 226H135V225H134ZM178 226H179V225H178ZM185 226H186V225L184 224V227H185ZM196 226H197V225H196ZM261 226H262V225H261ZM95 227H97V225H96ZM102 227H103V226H102ZM102 227H101V229H102ZM136 227H137V226H136ZM144 227H146V226L144 225ZM153 227H154V226H153ZM132 228H133V227H132ZM147 228H148V227H147ZM149 228H151V227H149ZM149 228H148V229H149ZM40 229H41V228H40ZM113 229H114V228H113ZM142 229H143V227H142ZM148 229H146V232L148 231ZM183 229H185V228H183ZM186 229H188V228H186ZM186 229H185V230H186ZM29 230H30V229H29ZM107 230H108V228H107ZM115 230H116V229H115ZM144 230H145V228H144ZM216 230H217V229H216ZM95 231H96V230H95ZM111 232H112V231H111ZM119 232H120V231H119ZM119 232H118V233H119ZM141 232H143V231H141ZM216 232H217V231H216ZM26 233H27V232H26ZM105 233H106V232H105ZM130 233H131V232H130ZM132 233H133V232H132ZM182 233H185V232H182ZM182 233H181V234H182ZM186 233H187V232H186ZM192 233H193V232H192ZM214 233H215V232H214ZM29 234H30V233H29ZM29 234H28V235H29ZM94 234H95V233H94ZM109 234H110V233H109ZM109 234H107V235L110 236ZM112 234H113V232H112ZM133 234H134V233H133ZM133 234H132V235H133ZM190 234H191V233H190ZM208 234H209V233H208ZM211 234H212V232H211ZM172 235H173V234H172ZM184 235H185V234H184ZM184 235H183V238L181 237L183 240L185 239V238H184ZM196 235H197V234H196ZM202 235H203V234H202ZM111 236H112V235H111ZM123 236H124V235H123ZM138 236H139V235H138ZM188 236H190V235H188ZM192 236H193V234H192ZM192 236H191V237H192ZM20 237H21V236H20ZM28 237H29V236H28ZM116 237H117V234H116ZM121 237H122V236H121ZM121 237H119V238H121ZM130 237H131V236H130ZM136 237H137V236H136ZM185 237H186V235H185ZM201 237H202V236H201ZM228 237H229V236H228ZM75 238H76V237H75ZM111 238H112V237H111ZM114 238H115V237H114ZM114 238H113V239H114ZM122 238H123V237H122ZM125 238H126V237H125ZM125 238H124V239H125ZM186 238L188 239V237H186ZM189 238H190V237H189ZM193 238H194V236L192 237V239H193ZM198 238H199V236H198ZM198 238H196V239L198 240ZM202 238H205V239H206L207 236L202 237ZM202 238H201V239H202ZM211 238H212V240H213V237H212V236H211ZM215 238H216V237H215ZM232 238H233V237H232ZM232 238H230V239H232ZM51 239H52V238H51ZM182 239H180V240H181V243H182ZM190 239H191V238H190ZM192 239H191V240H192ZM196 239H194V240H196ZM205 239H203V241H206ZM233 239H234V238H233ZM233 239H232V240H233ZM49 240H50V239H49ZM49 240H48V242H47L46 244L49 243ZM53 240H54V239H53ZM82 240H83V239H82ZM118 240H119V239H118ZM191 240H190V241H191ZM210 240H211V239H210ZM240 240H241V239H240ZM75 241H76V240H75ZM98 241H99V240H97V242H98ZM119 241H120V240H119ZM54 242H55V241H54ZM115 242H116V241H115ZM123 242H124V241H123ZM185 242H189V239H188V240L185 239V241H184L183 243H185ZM199 242H200V241H199ZM201 242H202V241H201ZM213 242H215V241L213 240ZM111 243H112V242H111ZM120 243H121V242H120ZM177 243H178V242H177ZM190 243H191V242H190ZM195 243H196V242H195ZM195 243H193V244H195ZM205 243H206V242H205ZM234 243H235V245H237V244H236L237 242L234 241ZM238 243H239V242H238ZM243 243H244V241H243ZM39 244H40V243H39ZM97 244H98V243H97ZM186 244H187V243H186ZM186 244H185V245H186ZM188 244H189V243H188ZM191 244H192V243H191ZM197 244H198V243H197ZM197 244H196V245H197ZM200 244H201V243H200ZM87 245H88V244H87ZM123 245H124V244H123ZM182 245H184V244H182ZM196 245H194V247H196ZM198 245H199V244H198ZM198 245H197V246H198ZM222 245H223V244H222ZM222 245H221V247H224L225 244H224L223 246H222ZM37 246H38V245H37ZM37 246H36V247H37ZM112 246H113V245H112ZM216 246H218V244H217ZM229 246H233V245H230V244H229ZM237 246L239 247V245H237ZM38 247H39V246H38ZM116 247H117V246H116ZM116 247H115V248H116ZM119 247H120V246H119ZM204 247H205V245H204ZM214 247H215V246H214ZM218 247H219V246H218ZM227 247H228V245H227ZM34 248H35V247H34ZM50 248H51V247H50ZM50 248H49V249H50ZM62 248H63V247H62ZM66 248H67V246H66ZM191 248H192V247H191ZM197 248H198V247H197ZM207 248H208V247H207ZM215 248H217V247H215ZM224 248H226V246H225ZM229 248H230V247H229ZM233 248L236 250L237 247L235 248V246H234V247H232L231 249H233ZM36 249H37V248H35V250H36ZM142 249H143V248H142ZM150 249H151V248H150ZM153 249H155V248L152 247L151 250H153ZM156 249L158 250V248H156ZM156 249L153 250V253H150V251L147 249V250H148L147 253H148V252L150 253V257H149V258H150V260L152 259V261H153V259H154V261H155V259L158 260V259L162 256V255L159 254V253H161V252L158 253V251H157ZM192 249H193V248H192ZM195 249H196V248H195ZM198 249H199V248H198ZM205 249H206V248H205ZM205 249H204V250H205ZM211 249L213 250V248H211ZM220 249H221V248H220ZM222 249H223V248H222ZM226 249H227V250H226ZM226 249L221 250V252L224 251V254L228 253L229 249H228V248H226ZM253 249L255 250V248H253ZM40 250H41V249H40ZM101 250H102V249H101ZM160 250H161V249H160ZM163 250H165V249H163ZM163 250H162V251H163ZM207 250H208V253L205 252V254H209L210 249L208 248ZM207 250H205V251H207ZM237 250H238V249H237ZM237 250H236V252H237ZM254 250H253V251H254ZM37 251H39V250H37ZM62 251H63V250H62ZM73 251H74V250H73ZM99 251H100V250H99ZM102 251H103V250H102ZM189 251H190V249H189ZM189 251H188V252H189ZM192 251H194V250H192ZM214 251H216V249H215ZM226 251H227V252H226ZM256 251H257V249H256ZM44 252H45L46 254L43 253V251H40V253L37 254V255H38V257H40V259L42 260V264H49V263H48V262H49L48 257L45 256V255L48 254V253H47V250H46V251L44 250ZM50 252H51V251H50ZM143 252H144V250H143ZM151 252H152V251H151ZM165 252H166V251H165ZM165 252H163V253H165ZM177 252H178V251H177ZM225 252H226V253H225ZM259 252H260V254H261L262 251L260 250ZM149 253H148V254H149ZM178 253H179V252H178ZM182 253H183V252H182ZM182 253H181V255H182ZM238 253H239V250H238ZM101 254H102V253H101ZM103 254H104V253H103ZM103 254H102V255H103ZM148 254H147V255H148ZM166 254H168V253H166ZM175 254H176L175 256H177V253H175ZM183 254H184V253H183ZM185 254H187V253H185ZM205 254H204V255H205ZM214 254H215V252H214ZM219 254H221V253H219ZM222 254H223V252H222ZM222 254L220 255V259H221ZM228 254H229V253H228ZM262 254H264V253H262ZM48 255H49V254H48ZM102 255H101V256H102ZM138 255H139V254H138ZM147 255H146V256H147ZM158 255L160 256L159 258H158ZM188 255H189V254H188ZM198 255H202V254H198ZM209 255L212 256V259H213L214 256L212 255V252H211V254H209ZM216 255H218V254H216ZM229 255H230V254H229ZM237 255H239V254H237ZM111 256H112V255H111ZM135 256H137V255H135ZM139 256H140V255H139ZM164 256H166V255H164ZM172 256H174V255H172ZM178 256H179V254H178ZM205 256H206V255H205ZM205 256H202V257H205ZM235 256H236V255H235ZM107 257H108V256H107ZM109 257H110V256H109ZM186 257H187V256H186ZM217 257H218V256H217ZM223 257H224V255L222 256V258H223ZM245 257H247V256H245ZM36 258H37V257H36ZM36 258H35V259H36ZM136 258H138V257H136ZM143 258H144V257H143ZM167 258H168V256H166V259H167ZM170 258L172 259V257H170ZM178 258H179V257H178ZM178 258L176 257V259H178ZM188 258H189V257H188ZM208 258L210 259L211 257L208 256ZM227 258H229L228 255H227ZM236 258H237V257H236ZM38 259H39V258H38ZM40 259H39V261H40ZM139 259H140V258H139ZM146 259H147V258H146ZM162 259H163V257H162ZM164 259H165V258H164ZM204 259H205V260H204ZM242 259H243V261H244V258H242ZM85 260H86V259H85ZM132 260H133V259H131V262H132ZM144 260H145V259H144ZM178 260H179V259H178ZM200 260H202V259H200ZM200 260H199V261H200ZM203 260L207 262L206 264H208V261H209V260L207 261L206 257L203 258ZM210 260H211V259H210ZM214 260H215V259H214ZM233 260L235 261V259H233ZM34 261H35V260H34ZM140 261H141V259L138 260L139 263H140ZM147 261H149V260H147ZM166 261H168V259H167ZM170 261L172 262V260H170ZM176 261H177V260H176ZM227 261H229V260L227 259L226 262H227ZM230 261H231V260H230ZM234 261H233V262H234ZM252 261H253V262H251V264H255V263H256V260H255V261L252 260ZM133 262H134V260H133ZM135 262H136V261H135ZM149 262H150V261H149ZM149 262H147V263H149ZM173 262H174V260H173ZM201 262H202V261H201ZM211 262H212V260H211ZM213 262H214V261H213ZM224 262H225V260H224ZM238 262H239V261H238ZM69 263H70V261H69ZM127 263L130 264V261L127 262ZM155 263L157 264V262H155ZM158 263H159V262H158ZM245 263L248 264V263L245 262V261L242 262V264H245ZM36 264H37V263H36ZM40 264H41V262H40ZM160 264H161V263H160ZM166 264H167V263H166ZM172 264H173V263H172ZM181 264H183V263H181ZM187 264H188V263H187ZM204 264H205V262H204ZM211 264H212V263H211ZM238 264H239V263H238ZM240 264H241V260H240ZM256 264H259V263H256ZM260 264H261V263H260Z\"/></svg>",
	"mask_w": 264,
	"mask_h": 264
}]
</instances>
